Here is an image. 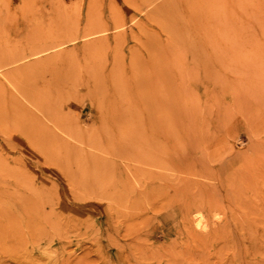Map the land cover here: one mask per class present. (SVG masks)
<instances>
[{
	"label": "rangeland",
	"instance_id": "374dc122",
	"mask_svg": "<svg viewBox=\"0 0 264 264\" xmlns=\"http://www.w3.org/2000/svg\"><path fill=\"white\" fill-rule=\"evenodd\" d=\"M89 1H91V0H0V66L7 63L8 61H11L13 58L17 57L20 53H27L29 51L37 50L39 47L38 46L39 40L41 39L40 37L39 38L37 37V36H40L38 34L45 35V36L50 35V33L52 34V32H54V30H57V29H60L61 27H65L67 25H70L69 23H72V22H74L72 24H74L75 26L77 25L76 27L78 29L74 26L77 30H75V31L72 30L71 32H73V33L65 32L66 34L67 33L71 34V37H69L70 35L67 34L68 38H72V37L76 36V33L78 31L81 34H82V32L84 33L86 31L87 25H88V20H87L88 18H85V17H87L86 13L88 12L87 10H89L88 8H90L91 5H93L91 7V9H92L91 11L93 12L92 16L94 19L99 18L100 15H102L101 17H103L104 20L108 21V26L104 30V33L100 32L99 34L94 35L97 38L94 36H90V35L87 36V39H85L86 37H80L79 39H77L73 42L67 43L66 46H64L66 48H64V47L58 48V49H63V50H59V51H58V49L51 50L52 52H54V54L51 51H49L48 53L40 55L39 57H30L28 59L30 62L25 61V64L27 63L26 65L36 67L39 65L41 66V62L44 61L45 55H46V57L48 56V58H49L50 55H51L50 57H52L53 55L59 54V52H62V51H64L66 53V56L63 59H60L64 63L60 60H57V61L56 60H54V61L49 60L50 63L47 61L46 63H44L43 68L41 66L42 71H41V73H39L38 76L44 75V77H46L48 79L45 81V83L43 82V84H45V86H46V89L51 88V86H52V88L55 87L57 89V90L55 88L50 89L51 90L50 92L55 94V99H56V95L58 96L57 98H59V97L61 98V100H60V98L57 100L60 101L59 104H62V106L58 105L57 100L55 101V102H57V103H55V106L57 107V105H58V109L56 108L57 110H59V107L61 106L60 107L61 112L60 111L59 112L62 115L64 114L66 116V117L65 116L62 117V115H58L57 119L61 118V120H62L61 125L59 126L60 128L58 126L55 127L56 126L55 124L50 123V122H54V121H51V119L49 120L48 117L44 118L46 120H44V119L43 120L47 124L50 123L48 126L52 125L51 128L54 131V133L57 134L58 136H61L62 138H64L68 142V143H66V145L69 144L68 146H70L71 148L68 150V147L65 145L62 146V143H53V144H50L51 146L50 145L47 146L48 143H45V148L47 147L48 151L46 149H45L46 151L44 149H41V147L43 145H34L35 149H36L35 150V149H33L34 146L28 147L27 145H30V144H27L24 141V137L28 136L27 131H25L24 133H22L23 136L25 134L24 137L21 136V134H19L20 132L18 134L13 132V135L15 134V143H14L15 146L13 145L14 146V148H13L14 150H13L12 149L13 146L11 147V146H8L5 144L4 140L2 139V134L0 133V151L2 152V153L0 152V156L2 155L3 158H5V160H6V161L5 160L3 161L4 163L2 162V166L0 165L1 168H3V169L0 168V172L4 171V169H6V168H4L5 166H3V164H5V162H7V164L9 165L7 170H10V168H12V170L14 171L13 172L12 170H10L9 172L8 171L2 172L1 173L2 175H0V264H236L238 262L237 260H239V262L237 264H239V263L242 264L241 263L242 261L244 264H255L256 262H257L256 264H261V262L264 261V249H263V252L260 254V256L259 255H257V256L247 255L246 256L244 250H246L247 248H249L251 246L250 242L245 241L243 243L245 245V247H244L242 242L236 240L235 237L240 236L241 232L243 231V229H241V228L238 229L236 227V224L238 223V221H240V219L245 217L246 219H248L250 221L249 224L252 227L251 230L256 231L257 236L259 235L258 238H260V239H258L259 241H257V243H256L257 247L260 244H262L264 247V241L262 242V240H264V234H263V232H264V228H263V226H264V185H262V184H264V177L259 176L260 174L258 173L259 171H262L261 168H263V170H264V167H262V166H264V164L261 161V160H264V148H263V146H264V45L262 46V48L260 46H256L255 49L253 48L254 46L253 47L251 46V48H249L250 45L244 44L243 42H241V40H239V42H238V36L235 33L234 34L231 33L230 34L231 38H230V35H229L230 32H227V30H226V32L224 31L223 35L221 37H219V39H218L217 35H213V37L211 36V38L214 39L216 41V43H219V44H217L216 48H215V46L212 47L213 46L212 44H211L212 46L211 45H207V46L205 45V47H206L205 48L201 44V40L199 41V39H197V38H200V35L197 33L198 31L200 32V30H198L196 28L197 30H195V31L197 34H195V36H197V37L195 38V36L193 35L195 33V31H193L192 27H191V29L188 28L189 30L185 29L187 31L184 30V33H183L184 35L182 37V39H184V38L186 39L183 41H184V44H186L185 45L186 49L189 48V51L185 49L184 44H182V43L181 44L177 43L178 46L177 45L174 46L177 50H179L178 48H181L179 50V55L183 53V55H180L181 61H178L179 60L178 55L177 56L175 55L178 53V52H176L177 50L172 49L173 47L171 45L168 46V44H170V42H171L169 40L170 39L169 34L167 35L166 32L160 30V27H158L156 25V23H154L155 21L153 20V22H152V18L147 15L149 12V9L151 10L153 8V6L155 4H157L158 2H160L161 0L155 1L149 7L146 4L141 5V3H140L141 0H133V2H135V3L139 2L138 4L140 5V7H137V8L133 7V6H136L137 4L135 5L134 3H131L132 1L129 2L130 0H127V3H126V0H117L116 2H115V0H109V2H108V0H100V1L98 0L99 3L97 0H93L92 2H89ZM229 1L228 0L225 1L226 6L228 5L227 6L228 8L225 6V2H224V7L221 4V6L218 7V8H220V11H218L219 9L218 10L216 9L217 11H215V13H212V14H214L213 16L216 18L217 17L216 14H220L219 18H221V19L228 18V20L233 21V23H235V20L237 19L236 16H238V18L241 20H240V23L238 21L239 19L236 20V24H242L244 22L247 25H250L251 26L250 28L252 30L254 29V31H252V30L246 31L248 37L245 35L246 34L245 33L244 35H242V36H244L243 40H244V38L246 39V38H249L253 35L254 37L261 38V40H263V42H264V38H263L264 34L260 31V28L257 25L258 23L255 22V18L253 19L254 14L258 13L257 10L262 9V8H260V7H262L261 6L262 3H260V5H258L259 0H248V2H243L242 4L240 3L241 0L240 1L235 0L232 2L231 1L229 2ZM236 1H237V3L239 2L240 6L242 5V7H243V4L245 5L243 8L241 7L242 9H240V11H239V9H237V10L235 9V8H239L238 7L239 4L237 5ZM253 2H254V4H253ZM260 2H262V0H260ZM107 3L109 5H112V4L116 5L115 10H117L118 13H120V16L122 19L121 21L123 23L125 22L122 27H124V25H125V28H123V29L125 30L124 32L126 34L123 33L122 27H116L115 28V24H113V22H112L113 12H112V10H110V7ZM132 4H134V5L132 6ZM235 4H236V6L234 7ZM107 5H108L109 9H108ZM256 5H258L259 7H256ZM263 5H264V3H263ZM86 6H87V8H86ZM117 6H119V7H117ZM229 6L234 7L233 9L231 8L232 10H229V12L233 11L232 14L234 16L231 14V12H230V14H228ZM254 7H256L257 9ZM222 8L226 9V10L222 11ZM250 8H252L251 9L252 13H251V10H249ZM245 9H248L246 11H250V12L243 13L245 11ZM85 10H86V13H85ZM100 10L103 12H101ZM138 10H142V12H140ZM242 10H243V12H242ZM254 10H256V11L254 12ZM108 11H110V12H108ZM217 12H221V13H217ZM223 12H224V14H226V12H227L226 15L228 17L223 16L224 15ZM94 13H95V15H94ZM109 13L111 14L112 17L110 16ZM121 13L123 15H121ZM130 13L134 16V18ZM234 13L236 14V16ZM238 13H240V17H239ZM241 14H242V17H241ZM106 15H108V18H106ZM143 15H145V16H143ZM229 15L230 16L232 15V18L234 20L232 18L230 20ZM248 15L250 17H246ZM95 16H97V17H95ZM122 17H124V18H122ZM136 17L140 20L136 21V19H137ZM234 17H236V18H234ZM244 17H245V19H243ZM251 17H252V19H250ZM133 20H135L136 22ZM143 20L145 22H143L141 24V22ZM251 21H252V23H251ZM137 22H140V24H138ZM253 23L255 26L253 25V28H252L251 24H253ZM78 24H80V25L78 26ZM146 24H148V25H146ZM142 25L143 26L145 25L147 28L145 26L142 27ZM129 26H130V28H128ZM118 28H120L121 30ZM141 28H143V30L144 29H147V30L142 31ZM117 29L120 30L121 32H119ZM130 29L133 30V32ZM138 29L141 31H139ZM134 31H135V33H134ZM146 31H147V33H142V32H146ZM189 31L191 34L189 33ZM244 31H245V29H244ZM251 31L253 32V34ZM257 31H259V32H257ZM48 32H49V34H48ZM57 32H59V31H57ZM116 32L118 33V36L120 33V37H118L116 35ZM130 32L133 35L130 34ZM137 32H138V34H137ZM256 32H257V34H256ZM45 33H47V34H45ZM249 33H250V36L248 35ZM101 34L102 35L104 34V35L102 36ZM105 34H107V35H105ZM185 34H187V35H185ZM254 34H256L257 36ZM134 35H135L134 39H136V40L140 37L138 39V40H140L139 43H138V40L136 41V40L131 38ZM146 35H149V36H146ZM232 35H234V36H232ZM61 36H62V33L58 37L60 38V40H63L62 38H65L66 35H63L64 37L63 36L61 37ZM67 36H66V38H67ZM114 36H116V37H114ZM102 37H103V39H102ZM148 37H150V38H148ZM154 37H155V39H154ZM157 37H159V38H157ZM94 38L97 41H95ZM99 38H101V40ZM117 38H120L122 41L120 42V39H117ZM122 38L125 40H123ZM161 38H162V40H161ZM153 39L155 40V42L158 43V45L156 44L158 46V48L154 44L155 42ZM157 39H159V40H157ZM188 39H189V41H188ZM195 39H197V40L195 41ZM220 39H221V41H220ZM236 39H237V41L234 42ZM83 40L84 41L87 40L88 43L84 42ZM98 40H100V41L98 42ZM115 40H117V41H115ZM164 40H167L166 43ZM223 40H224L225 44H224ZM145 41H147V42H145ZM245 41H247V39ZM118 42H120L121 44L123 42V44H122L123 48L121 45H119L120 43L118 44ZM140 42H141V45H140ZM142 42L146 44V45L144 44V47H143ZM150 42H152V44ZM233 42L236 43L235 44L236 46L234 45ZM85 43L87 45H84ZM148 43H150L149 47H148ZM160 43L164 44V48L167 47L165 50H164V48L162 49V50H164L163 52H162V50H160V47H161ZM99 44H100V46L98 47ZM113 44L115 46H113ZM117 44L119 46H121V48H119V46ZM153 44L156 46L155 49H154L155 46ZM191 44H192V46H191ZM199 44H201V46H199ZM226 44L229 46H226ZM110 45H112V47H115L116 50H115V48H112ZM230 45H233V46H231L232 48H230ZM68 46L71 48L69 49ZM97 47L100 48V50ZM193 47H194V49H193ZM233 47H234V49H236V51L238 50L237 48H239V50L241 49V47L243 48L244 52H242V49L240 51L238 50L239 53L242 52L241 54L238 53L241 57L238 56L236 51H233L234 50ZM235 47H237V48H235ZM245 47L247 50H244ZM72 48H74V50H72ZM86 48H88L87 49L88 53H87ZM92 48H94L95 51ZM214 48L217 51H219L220 53L215 52L216 50ZM220 48L222 50H219ZM259 48H261V49H259ZM112 49H114V50H112ZM118 49H119V51H117ZM120 49H123V50H120ZM184 49L186 50L187 53L183 52V51H185ZM201 49H205V50L202 52ZM206 49L208 50V52H206L207 51ZM209 49L210 50L212 49L210 51L211 53H209ZM136 50H137V52H135ZM174 50L176 53H174ZM199 50H200V52H199ZM224 50L226 51V52H224L226 58H225V56H223L225 59L224 58L219 59V65H220L219 66L217 64L218 60L216 59L217 61H215L214 57L215 56L217 57V56H219V54H222L223 53L222 51H224ZM77 51H78L79 59H78V57H76ZM81 51L82 52L85 51V53L88 54V57H87V54H85V53L83 54ZM98 51L99 52L101 51V53H99ZM193 51H195V52H193ZM93 52L94 53L96 52V53L94 54ZM111 52L112 53L114 52V53L111 54ZM146 52L149 54H147ZM157 52H159V53H157ZM161 52H162V54H161L162 56H160ZM117 53H119L120 55L119 54L117 55ZM135 53L137 55H135ZM139 53L142 54L141 59H143L144 62L142 60H140V54ZM171 53H172V55H171ZM199 53H201V54H199ZM203 53H206L205 54V60H204ZM212 53H213V55H212ZM97 54H100L99 55L100 58L95 56ZM102 54H103V56H102ZM194 54H196V55L194 56ZM247 54L252 57L251 60H253V61L250 60L251 57H249ZM71 55L72 56L74 55V58L72 57L73 60L70 58L72 62H70V59H69V56L71 57ZM123 55H124V58H123ZM174 55L176 56L175 58L173 57ZM228 55L229 56L233 55V57L231 56L229 58ZM246 55L249 58L246 60L247 61L249 60L250 62H247V63L244 62L243 63L242 60H245L244 58L247 57ZM101 56H102V58H101ZM146 56L147 57L149 56V58H147ZM190 56H191V59H190ZM208 56L209 57L212 56L209 58V60H208L209 62L206 59V57H208ZM220 56H219V58H221ZM234 56H235V58H234ZM243 56H245V57H243ZM169 57H171V58H169ZM48 58H46V59H48ZM67 58H68V62L66 63ZM76 58H77V60H76ZM122 58L124 59V61L122 60ZM155 58H157V59H155ZM200 58L201 59L203 58V59L201 60ZM64 59H66V60H64ZM97 59H98V63H101V64L98 66H95ZM120 59L123 62H121ZM137 59L140 61L136 62ZM167 59H170V60H168V63L166 61ZM172 59H173V62H175V63L172 62ZM174 59H176L177 61L176 60L174 61ZM195 59L198 61H196ZM230 59H232L231 60L232 63H231ZM151 60H154V61H151ZM194 60H195V63H194L195 65L193 66L192 64H193ZM200 60L203 62V64L201 63ZM221 60H223V62H226V63L222 64ZM226 60L230 64H228ZM236 60H238V61L236 62ZM58 61H60L61 63ZM99 61H101V62H99ZM116 61H118V62H116ZM211 61H213V63ZM220 61H221V63H220ZM86 62H88V63H86ZM133 62L136 64H133ZM169 62H171V63H169ZM188 62H189V64H188ZM103 63L108 67L107 68L108 70H106L107 72H103L104 77H101L102 74L98 70H100L103 67V65H104ZM197 63H200L201 66H197L198 68H195L196 65H200ZM208 63H210V64H208ZM22 64L25 65L24 63H22ZM54 64H55V67H54ZM85 64H86L87 68L84 67ZM87 64H89V68H88ZM123 64H124V66H123ZM159 64H160V66H159ZM214 64L216 67L212 66ZM226 64H228V65H226ZM52 65H53V67H52ZM112 65H113L112 74L115 75L116 68H117V71L120 70L122 72L123 71H126V72H123V73L119 72V74H118V72L116 71L117 76H113L112 77L113 82L112 81L110 82V79L108 80V74L107 73H109L110 67ZM119 65H120L122 70L118 68ZM146 65H148V66H146ZM179 65H181V67ZM203 65L205 66V68L203 69L204 71L201 68ZM222 65L224 67H221ZM115 66H117V67H115ZM188 66L190 67V69ZM210 66L213 67V69H212L213 71L215 69H217L215 71L220 72V75L218 73L220 80L217 79L218 78V75L216 76L217 73L213 74V72L211 71L212 67L210 68ZM12 67H13V65H10V67L9 66L3 67L1 69V71H3L4 69H5L4 71H6L7 69L12 68ZM82 67L84 70H82ZM95 67L96 68L98 67L100 69H98V68L95 69ZM114 67H115V71H114ZM141 67H143V68H141ZM191 67H192V69H191ZM218 67L220 68V70ZM23 68H24V66H23ZM69 68H71L73 70L70 71L71 69L69 70ZM172 68H174V69H172ZM179 68L181 69L182 72L180 71ZM80 69L82 71H84V72L79 74L80 77L83 74V80L85 81V82H83L84 84L79 83L78 75L75 74L76 71H78V73L81 72ZM128 69L130 70V72L128 71ZM152 69L154 71H151ZM196 69L198 71L200 70L199 71L200 73ZM74 70H76V71H74ZM88 70H90V71H88ZM111 70H112V67H111ZM134 70L136 72H133ZM178 70H179V72H178ZM170 71H172V72H170ZM223 71H224V74L226 76L225 75L222 76ZM61 72H63V73L61 74ZM89 72L93 76H91V74ZM152 72L155 75H153ZM157 72H158V75L156 74ZM177 72L180 74L179 76L182 75L181 76L182 79L180 77H178ZM196 72H198V74ZM53 73H54V75H53ZM56 73H57V75L61 74L59 76V78H60L59 83L57 82V80L55 81V79H53V77L54 78L57 77V75H55ZM85 73L87 75H85ZM170 73H171V76H170ZM184 73H186V75L189 73L190 74L187 77H184L185 76ZM203 73H205V74L208 73V74H206V76H204ZM210 73H212L213 75L212 74L210 75ZM64 74L66 77L64 76ZM121 74H122V76L125 75V77L123 78L121 76ZM135 74H136V76H135ZM142 74H143V76H142ZM148 74H149V76H148ZM163 74H165L166 77L168 79H170L173 82V84L177 87V88L176 87H174V88L176 89V91L178 89V91H177L178 93H180L181 95L184 93L185 95L184 96L182 95L184 98H185V96H187L185 98L186 101H185V99H182L183 97L180 94H178L177 92H176L177 93L176 96L179 99L176 98V101H175V98L173 96L170 98L163 97L162 99H158V98L156 99L157 96H155V95H159V94H157L158 92L157 91L156 92H150V90L151 91H154V90L152 89L153 87L151 88V85L149 84L150 83L149 79L150 80L151 79L152 80L157 79L156 81L158 82V80L160 79V77H162ZM73 75H75L76 77ZM118 75H119V78H122V79H119ZM133 75H134V77H133ZM144 75L146 77H144ZM194 75H195V78H193ZM63 76H64V78H63ZM86 76H87V78H86ZM127 76H129L130 79ZM196 76H198V77L196 78ZM92 77L94 79L89 80ZM135 77H137V78H135ZM149 77H151V78H149ZM221 77H222L223 81L221 80ZM0 78L3 79V77H0ZM73 78L74 79L76 78V80H77V81L75 80V83L72 80ZM173 78H176V80L174 79V81H173ZM189 78H191V79H189ZM203 78H205V79H203ZM206 78H208V80ZM97 79H99V80H97ZM195 79H198V80H195ZM3 80H5V79H3ZM21 80H23V81H21ZM86 80H88V81H86ZM184 80H186V82ZM187 80H188V82H187ZM6 81L7 82L4 81V83L5 84L7 83L6 85H8V86L10 85L9 87H10V89H13V91L16 90L17 86H20L18 84L17 85L14 84L13 82L10 83L8 80H6ZM20 81H21L20 84L24 85L26 83V78L20 79ZM89 81H90V83H89ZM95 81H97V82H95ZM104 81H105V83H104ZM131 81H133V82H131ZM217 81L220 83V85L218 83H215ZM23 82H25V83H23ZM63 82H66V83H63ZM86 82H87V84H86ZM60 83H63V84L61 85ZM116 83L118 86H116ZM135 83H137V84H135ZM151 83H154V85H155L154 89L157 88V84H155V82H151ZM13 84H14V86H13ZM57 84H60V85H57ZM72 84H74V86ZM77 84H80V85H77ZM126 84H128V85H126ZM213 84L214 85L218 84V85L214 86ZM75 85H77V86H75ZM87 85H89V86H87ZM187 85H189V86H187ZM81 86H83V88H81ZM102 86H104V87H102ZM109 86L111 87V89ZM182 86H183V89H182V91H180L181 90L180 88ZM67 87H68V90L66 89ZM127 87H128V90L130 87V88H132L131 90H133V91L129 90V91L125 92ZM186 87H188L190 89V91L195 90L196 92L191 91V92H193V93H191L189 90L186 89ZM219 87H221L222 89ZM89 88H91V89H89ZM106 88H108V90L109 89L110 90L108 91ZM114 88L115 89L117 88V90L119 92L117 95H116L117 90L114 91L115 90ZM203 88L204 89L206 88V90L203 91ZM102 89H103V91H102ZM104 90H107L108 93L106 91H105L106 92L105 93ZM112 90H113V93H112ZM120 90H122V93ZM185 90H187L188 92L185 93ZM215 90H217V91L219 90L218 93H221L220 95L218 94L219 96L217 95L218 96L217 98L213 97L214 95L217 94V91H215ZM91 91H93V92H91ZM214 91H215V94H214ZM15 92L18 93V91H15ZM57 92H58V94H57ZM96 92H98V93H96ZM102 92H104V93H102ZM138 92L140 94H138ZM120 93H121V95L123 94L122 103H121V97L122 96L120 95V97H119L120 99L118 98ZM128 93H133V95L131 94V96H129ZM196 93H197V95H196ZM113 94H115V95H113ZM125 94H126V96H125ZM175 94H174V96H175ZM209 94H211V95H209ZM151 95H152V97H151ZM190 95H191V97L192 96L193 97L192 98L190 97L191 99L189 100ZM61 96H63V97H61ZM103 96H105V97L102 98ZM159 96L161 97V95H159ZM91 97H93V98H91ZM108 97H112V99L108 98ZM130 97H132V98H130ZM107 98L109 100L111 99V101L114 99L112 101L113 103L107 101ZM126 98H128V99L126 100ZM135 98H137V99L135 100ZM138 98H139V100H138ZM150 99H152L153 102L159 103V105H161V108L159 110H157L158 108L155 109V104L150 102ZM156 100H158V101H156ZM177 100H179V101L181 100V102H180L181 107L178 106L180 103ZM23 101H24V104H26L27 101L26 100H23ZM23 101H22V103H23ZM136 101H138V103H135ZM164 101L166 104L164 103ZM96 102H99V103L96 105ZM115 102L117 103V106H116ZM127 102H129V103H127ZM176 102H178V103L176 104ZM27 103L31 107H33V105H31L29 102H27ZM187 103L190 104L189 105V108L191 106L190 109L188 108ZM191 103L193 104V106L191 105ZM199 103L202 107L199 105ZM112 104H114V106ZM167 104H169V105H167ZM183 104H185V105H183ZM103 105H105L106 107L105 106L103 107ZM118 105H120V107L121 106H123V107L129 106L130 108H131V106H133L132 109H135V110H132L129 107L125 109V107H124L125 114H126V112H128L129 109L131 111L137 112V113H133L134 115H130V116L127 115L128 116V118H127L125 116V114H123V113L120 114V112L118 111V112H113V114H114V117H113L112 116L113 114H111L112 112L109 111V109L110 110H120V107ZM142 105H143L144 109L140 108V107H142ZM99 106H102L103 108H101ZM152 106H153V109H152ZM185 106L188 108L187 112L186 111L183 112L184 110H187V108L185 109ZM117 107H119V108H117ZM123 107H121V108H123ZM137 107H139V108H137ZM163 107H165L163 110L166 109L165 111H167V112H165V114L163 113L164 111L162 110ZM166 107H168L169 109H167ZM175 107H177V108H175ZM195 107L196 108L198 107L197 111H195L196 110ZM33 108H35V107H33ZM61 108L64 110V112L68 109L70 111L69 112L66 111L64 113L63 110H61ZM136 108L139 111L138 110L136 111ZM211 108H212V110H211ZM35 109H37V108H35ZM35 109H33V110H35ZM102 109H103V112H105V113L102 112ZM104 109L106 111H109V112L107 113L106 111H104ZM140 109H143V110H140ZM154 109H155V111H153ZM97 110H99L101 113ZM171 110L175 111L176 113L170 112L171 113L170 114L169 111H171ZM199 110H201L205 114H203ZM72 111H74L73 112L74 115H71V114H73V113H71ZM151 111L153 113H151ZM179 111H182V112H179ZM35 112H37V110H35ZM154 112H155V114H154ZM37 113H39V111ZM99 113H100V115H99ZM139 113H143L142 114L143 116ZM161 113H162V116L168 114L166 116H168L169 118L168 117L165 118V116H164V119H166L167 121L162 118ZM187 113H188V115H186ZM145 114H146V117H145ZM177 114H178V116H177ZM179 114H180V117H179ZM184 114L186 115L185 117H184ZM193 114H195V116H196L195 118H194ZM202 114H203V117H202ZM170 115H171V117H170ZM181 115H182V117H181ZM75 116L78 117V118H76L77 122H73V125H72L71 121H73V118H75ZM98 116H100V117H98ZM102 116H103V118H101ZM104 116H106V118ZM187 116H188V120H187ZM210 116L212 118H210ZM130 117H131V120H130ZM183 117L186 118V120L188 121V124L186 123L187 121ZM66 118H68V119L66 120ZM109 118H111L112 121ZM160 118H161V120H159ZM172 118L174 119L173 123H172ZM202 118H203V121L201 120ZM97 119H99V120H97ZM106 119H107V121H111L113 123L107 122ZM155 119H157V122H155L156 121ZM170 119H171V121H169ZM65 120L68 121L70 124L67 125L68 122H66ZM121 120L123 123L121 122ZM139 120L141 121V123L143 125L140 123L138 124V122H140ZM177 120H179V121H177ZM204 120H206L207 122ZM59 121L60 120H56V122L58 124H59ZM130 121H132L131 124H129ZM144 121L146 123H144ZM182 121L185 122L187 125L185 123H183ZM133 123H134V125H136L135 127L133 126ZM152 123L154 126L152 125ZM157 123L160 125V127L162 126L163 128L162 127L160 128ZM182 123H183V125L187 126V127L185 126L187 132L184 130V126L181 125ZM91 124H92V126H91ZM93 124L95 125V127ZM81 125H82V127H80ZM137 125L139 127H141V129ZM71 126L72 127L74 126L75 127L74 129H76V130H73L71 128ZM78 126L80 127L79 131H78ZM90 126L93 127V132L89 131V129L91 128ZM111 127H113L115 130ZM120 127H121V129H120ZM157 127H159L160 129L157 130L158 129ZM179 127H181L184 130V133L182 132L183 130L180 129ZM201 127H202V129H201ZM53 128H55V129H53ZM110 128H111V130H110ZM62 130H64V131H62ZM69 130L71 131V134H72V130H73V133H75L76 136H79L80 134L78 132H81L82 130L83 131L86 130L87 132L84 131V133L81 134L78 138L75 136L77 138L76 139L77 141H76L75 139H73V134L71 135ZM148 130L149 131L151 130L150 133ZM166 130H168V131H166ZM194 130H196V133H194L195 132ZM75 131L76 132L78 131L77 132L78 134ZM172 131H173V133H172ZM192 131H193V133H192ZM85 132H86V134L88 133V136H87L88 139L83 137V135L86 137ZM154 132H156L158 134H156V133L153 134ZM159 132L161 133V135ZM185 132L187 133V136H186ZM197 132H198V134H197ZM37 133L38 132H36L35 135H37ZM91 133H92V135H94V138L91 137L92 135L89 136V134H91ZM177 133H179V134H177ZM38 134L39 135H37V138H41L40 137L41 134L40 133H38ZM63 134H65V135H63ZM164 134L168 135L170 138H168L166 135L164 136ZM194 134H197L200 136H196V135L194 136ZM202 134L203 135L205 134L206 137H205V135L203 136ZM179 135H181V136H179ZM183 135H185V137ZM69 136H71V137H69ZM81 136L84 138V140L81 139L82 138ZM98 136H100V137L98 138ZM201 136H203V138H205V139H203ZM67 137H68V139H67ZM105 137L107 139H105ZM164 137H167V138L165 139ZM197 137L198 138L200 137L204 141H202L200 138H199L200 139V141H199V139H197ZM20 138H21V140H20ZM89 138H93V139H89ZM96 138H97V140H94ZM178 138H180L181 140L183 138V140H182L183 142H181V140L179 139V143L181 145L178 144V146L183 145L182 149L176 145L178 143L177 142ZM69 139L71 142L69 141ZM150 139H152V140H150ZM154 139L155 140L158 139V141H155ZM163 139H165V140H163ZM196 139H197V141H196ZM207 139L210 142H208ZM254 140H255V142H254ZM104 141H106V142H104ZM166 141H167V143H166ZM192 141H193V144H191ZM201 141L205 142L204 147H202L203 146L202 144H204V143H202ZM206 141H207V143H206ZM257 141H258V143H257ZM76 142H77L78 149H77V146H74V145H76ZM156 142H158V144L161 148H159V146H158V144H156ZM173 142L176 144H173ZM1 143H2V145H1ZM21 143H22V146H21ZM16 144L20 145V146L18 147ZM55 144H56V147H55ZM63 144H65V143H63ZM72 144H74V145H72ZM168 144L170 146H168ZM189 144H191V145H189ZM194 144H197V146L196 145L194 146ZM165 145H167L168 148L170 147L171 149L170 148L168 149ZM157 146L159 149H161V151L157 148ZM162 146H164V147H162ZM192 146H193V148H192ZM200 146L202 149L200 148ZM255 146H257L259 149L257 147L255 148ZM51 147H55V148H53V150H52ZM63 147L65 149L67 147V149L64 150ZM149 147L154 149L157 154L159 153L158 155H161V156L163 155L164 157H167L168 155L173 154L176 157L177 156L180 158H186L187 157V159H192L191 164L186 166V168L182 171L183 173L181 171L176 172L175 170H171L169 166H168L169 168L166 167V170H165V167H164L165 164L163 162L162 163L164 165L162 164L161 165L162 167L159 166L160 162L163 160L161 158V156H159L160 158L158 157V159H160V160L162 159V160L159 162V164H157L158 159L156 161H153L152 163L155 162L157 164L156 165L157 167L155 166V163H154V166H152L153 164L150 163L151 161L147 160V159L154 158L155 155H153V154H155V152L152 151V149H150ZM153 147H155V148H153ZM172 147L178 148L181 151H179V153H177L178 149H174ZM29 148H30V150H29ZM191 148L193 150L194 149H196V150L193 151ZM216 148L219 149L220 151L216 150ZM254 148L258 153L256 151H254ZM4 149H5V151H4ZM50 149L52 150L53 154L55 153L54 156L50 152L51 151ZM72 149H75L73 151L74 153H72ZM189 149L192 151V153ZM209 149H211V151ZM212 149H214V150H212ZM260 149L261 150L263 149V150L260 151ZM141 150H144V151L142 152ZM39 151H45L46 153L48 152L47 158H49V157L50 158L48 160H46L45 158H43L41 156V153ZM138 151H141V152H138ZM162 151H165V152L162 153ZM17 152H19V153H17ZM62 152L64 154H62ZM167 152H168V154H167ZM183 152H184V154H183ZM211 152H214V153L211 154ZM254 152H256V153L254 154ZM66 153H69L70 156L68 155L69 156L68 157ZM142 153H144L145 155ZM150 153H153V154H150ZM188 153L191 156V158L189 157ZM32 154H33V156H32ZM140 154H142V156ZM195 154L197 155L196 157H195ZM215 154H216V157L214 156ZM56 155H57V157H56ZM150 155H152V157H150ZM202 155H204V156H202ZM208 155L210 157H208ZM15 156L18 159L15 158ZM135 156H137L139 158H136ZM143 156H145V161H148V162H146V163L144 162ZM146 157H147V159H146ZM156 157H157V155H156ZM156 157H155V159H156ZM221 157H222V159H220ZM254 157H255V160H257V161L259 160L260 162L256 161L257 163H255L254 162L255 160L252 161ZM57 158H60V159H57ZM141 158L143 161L140 160ZM201 158H204V159H201ZM205 158L207 159V161H205L206 160ZM218 158L220 159V162L216 161V160H219ZM22 159H23V161H22ZM44 159L46 162H42V161H44ZM155 159H152V160H155ZM15 160H17V161H15ZM109 160L113 161L114 163L113 162L112 163L115 164L116 166L112 165L111 162H110L111 165L108 164ZM223 160L224 161L226 160V161L224 162ZM197 161L199 163H200V161H201V163L203 161V163L206 164L208 167L210 166L209 171H211V170L214 171V172L211 171V173L213 175L209 172L211 177L213 178V180L215 182L214 185H213V183H209V182L213 181L212 178L211 179H210V177L208 178L209 174H207V173H203L202 175H199L200 173L198 174V169H200V167H202V166L197 164L198 163ZM222 161L224 163L220 165V163H222ZM251 161H252V163H251ZM142 162L144 163V165ZM205 162H207V163H205ZM247 163H248V167L246 165ZM254 163H255V167H256V164L259 166L260 165H262V166L259 168L257 166L255 168L253 165ZM21 164H23V165L25 164L26 166L24 165L25 166L24 167ZM108 165L115 166V167L110 168V166H109V168H108ZM217 165H219V167ZM10 166H12V167H10ZM197 166H199V168ZM220 166H221V168H220ZM251 166L253 167V169ZM13 167H14V169H13ZM17 167L22 169L21 172H19L20 169ZM136 167L138 169L142 168L143 172L140 171L141 169L136 170L137 169ZM224 167H226V168H224ZM243 167L245 168V172L242 170V169H244ZM25 168H28V169H25ZM107 168L108 169H114L115 168L114 169L115 173L112 172V170L111 171L109 170L110 172L107 171L108 170ZM143 168H145V169H143ZM217 168H220L222 172L220 171V173H219V169H217ZM239 168L240 169L242 168L241 170L243 171L244 174H240L241 171L239 172ZM249 168H250V170H249ZM15 169H18L19 171L15 170ZM190 169H191L192 174H191V172L189 173ZM214 169H216L217 171ZM134 170H136V171H134ZM152 170H154V171H152ZM170 170H171V172H170ZM194 170L197 171L196 174H195ZM232 170H234V171H232ZM251 170H252V173H251ZM11 171L14 174L17 172L19 174L17 173V175L16 174L14 175L13 173H11ZM15 171H17V172H15ZM24 171H26V172H24ZM165 171L167 174L164 173ZM229 171H231L229 174L235 173V175L231 174L232 177H235V179L232 178L230 175L227 176V173ZM249 171H250V173H248ZM4 173H6V174L8 173L9 175L8 174L4 175ZM10 173H11V175H10ZM222 173H223V175H222ZM257 173L259 174L258 176H257ZM169 174H171L172 176H169ZM186 174H187V176H186ZM215 174H217L219 177L217 178V176H214ZM248 174L249 175L251 174V175L249 176ZM221 175H222L221 179H223V180L220 179ZM142 176L143 177L145 176L148 178L150 177V179H151L150 182H153L155 180L157 182L155 181L153 183H150L149 181H147L148 178L145 179V177L143 178ZM152 176H154L155 179ZM223 176H225V178ZM226 176H227V178H226ZM184 177L187 180L189 179V181H194V180L200 181V183H202V185H204L206 183L205 185H206V188L208 190V194H204L205 197L202 200V204L200 202H196L194 204H191L192 198L188 197V195L185 192H182V190L179 192H176L173 187H170L169 184H171V183H169V181H171L172 184H175L176 180L178 182L181 178L185 179ZM239 177L242 179H240ZM259 177H262L263 180L261 179L262 180L261 181ZM125 178H126V180L128 179L127 181H129L130 183H128L125 180ZM158 178H160L161 180L162 179H164V180H162L160 182V179H158ZM192 178H194V179H192ZM204 178H206V180ZM249 178H251V179H249ZM254 178H257V179L255 181H253ZM258 178L260 181L258 180ZM144 179L146 182H144ZM207 179H210V180L208 181ZM224 179H226V180H224ZM158 180H159V182H158ZM230 180H231V182H229ZM235 180L236 181L238 180V182L235 183ZM216 181H218V182H216ZM256 181L257 182L259 181V182L257 183ZM219 182H221V183H219ZM251 182H252V184H251ZM165 183H166V185H164ZM216 184L219 186H216L218 188L214 187L216 189L215 190L212 186H215ZM222 184H223V186H221ZM254 184H256V185L254 186ZM210 185H212L211 186L212 189L210 188ZM151 186H153V189H154L153 191L151 190V188H152ZM157 186H159V187H157ZM161 186H162V188H161ZM165 187L167 188L166 190H165ZM155 188L158 192L155 190ZM233 188L235 190V193H234L235 198L233 197ZM161 189H164V190H162L163 193H162ZM141 190L142 191L146 190V191L144 193ZM140 191H141V194H140ZM227 191L230 193V195H229L230 198H227V196H226ZM218 193H219V195H218ZM231 194H232V196H231ZM238 195H240V197H238ZM137 196H139V197L137 198ZM213 197H215V199L218 197L216 199L217 202L219 200L218 203L216 202L217 205L215 203V199L213 200ZM188 200L190 201V203ZM136 201H137V203H136ZM230 201H231V203H230ZM246 202H248V203H246ZM206 203L211 204V205H208V208H207V206H204ZM220 203L222 205H221V208L219 209ZM194 205H195V208H194ZM218 205H219V207H218ZM197 208H198V210L196 211ZM210 208L211 209L214 208V209L210 210ZM209 210H210V213L208 212ZM223 210H225V211H223ZM196 212L197 213L200 212V213L197 215ZM180 213L182 215H180ZM231 213H233V214H231ZM201 214H203L202 217H203V219H205V221H203V223L201 224L203 227L200 225L198 226V224H197V222L199 220L198 218L201 216ZM240 214H241V216H240ZM12 215L14 216V218ZM254 216H256L257 218ZM8 217H9V219H8ZM192 217H193V219H191ZM11 218L14 220H12ZM194 218H196V219H194ZM238 218H240V219H238ZM10 219H11V221H10ZM124 219H126V220H124ZM123 220L125 221V223L126 222L128 223V225H129L128 227L125 226V223ZM206 220H207V222H206ZM7 221H10V222L8 223ZM191 221H193V222H191ZM4 223H6V224L3 225ZM123 225L126 227V230L123 228L124 227ZM130 225H132V226L130 227ZM214 225L216 228L218 227V225L219 226L222 225L223 227H219V228H223V229L225 228V226H227V229L230 231H228L227 229H225V231H227V233L231 232V234H229L230 239L228 237L225 238L224 237L225 234L216 233V231H215L216 228L214 227ZM193 226H195V228H193ZM185 227H187L188 229ZM209 227H210V229H209ZM128 228H129V230H127ZM206 228H208L207 229L208 231H206ZM193 229L199 233L202 232L201 234H203L204 236L212 234V235H210L211 238L207 237V239L210 238L209 240H211V241L208 242V240L205 238L206 239V242H205V240H203L204 239L203 236H202L203 237L202 240L196 238L192 233H190V232H195ZM204 229H205L206 233H205ZM261 229H263V231ZM131 231H132V233H129ZM213 231L215 233H213ZM121 232H123V234ZM208 232L210 234H208ZM113 233H115V236ZM124 234H125V236H123ZM215 234H217L216 237L213 236ZM118 235H120V236L118 237ZM220 236H222V237L220 238ZM112 237H115V238H112ZM212 238H213V240H212ZM131 239H134V240H132V242H131L130 241ZM233 240H236V241H233ZM119 242H120V245L118 246ZM233 242H234V245L232 244ZM236 244H237V246H236ZM123 246H125V248ZM238 246L240 247L239 249H238ZM232 248H234L233 250H235L236 253L235 252L232 253V251H233ZM127 251H128V253L129 252L130 253L128 254ZM236 254H237L238 258L235 259ZM242 254L244 255V257ZM239 257H240V259H239ZM260 257L263 259H260ZM253 259H255V260H253ZM240 260H242V261L240 262ZM262 264H264V263H262Z\"/></svg>",
	"mask_w": 264,
	"mask_h": 264
},
{
	"label": "bare ground",
	"instance_id": "6f19581e",
	"mask_svg": "<svg viewBox=\"0 0 264 264\" xmlns=\"http://www.w3.org/2000/svg\"><path fill=\"white\" fill-rule=\"evenodd\" d=\"M93 0H91V1H89V2H92ZM98 1V0H97ZM96 1V2H97ZM100 1V0H99ZM99 1H98V3H99ZM117 0H115V2H116ZM132 1V2H131ZM155 1H157V0H141V5L142 4H146L148 7L149 6H151ZM225 1H227V0H161L160 2H158L157 4H155L154 6H153V8L150 10L149 9V12H148V16H150L151 18H152V22H153V20L155 21L154 23H156V25L158 26V27H160V30H162V31H164V32H166L167 33V35L169 34V36H170V44H168V46H172L173 48L172 49H175V50H177L174 46L175 45H177V43L178 44H184V41L183 40H186L185 38L184 39H182V37H183V33H184V30L185 29H188V28H190L191 29V27H192V30L193 31H195V30H200V32L198 31L197 33L200 35V38H197V39H199V41L201 40V44L205 47V45L207 46V45H211L212 47H214L215 46V48H216V46H217V44H219V43H216V41L214 40V39H212L211 38V36L213 37V35H217L218 36V39H219V37H221L222 35H223V33H224V31L226 32V30H227V32H230L229 33V35L231 34V33H235L237 36H238V42H239V40H241V42H243L244 44H248V45H250L249 46V48H251V46L255 49L256 48V46H260L261 48H262V46L264 45V42H263V40H261V38H259V37H254L252 34H253V32L252 31H254V29L252 30L250 27V25H247L246 23H242V24H236V20H238L239 18H238V16H236V14H235V16L237 17V19L235 20V23H233V21H229L228 20V18H223V19H221V18H219L220 16V14H216L217 15V17L215 18L213 15L214 14H212V13H215V11H217L218 9V11H220V8H218V7H220L221 6V4L223 5V7H224V2ZM229 1V0H228ZM231 2L232 1H235V0H230ZM229 1V2H230ZM238 1H240V0H238ZM264 0H262V2H260V0H259V4L258 5H260V3H262L261 4V6L262 7H260V8H262V9H259V10H257V12L258 13H255L254 14V17H253V19L255 18V22L256 23H258L257 25H258V27L260 28V31L264 34V5H263V2ZM88 2V1H87ZM108 2H109V0H108ZM114 2V3H115ZM129 2H131V3H134L136 6H133L134 4H132V6L135 8H137V7H140V5L138 4V3H135V2H133V0H130ZM243 2H248V0H241V4L243 3ZM255 2V1H254ZM254 2H253V4H254ZM95 3V2H94ZM118 3V2H117ZM126 3H127V0H126ZM236 3H237V1H236ZM96 4V3H95ZM102 4V3H101ZM108 4V3H107ZM116 4V3H115ZM115 4H112V5H109V7H110V10H112V12H113V14H112V16H111V14H110V16L112 17V22H113V24H115V28L116 27H122L123 26V24L125 23H123L121 20V16H120V13H118V11L117 10H115L116 9V5ZM239 4V2L237 3V5ZM108 5H107V7H108ZM119 5V4H118ZM130 5V4H129ZM232 5V4H231ZM230 5V6H231ZM252 5V4H251ZM258 5H256V7H259ZM93 5H91V7H92ZM100 6V5H99ZM131 6V5H130ZM225 6H226V2H225ZM228 6V5H227ZM226 6V7H227ZM229 6V9H228V14H230V12H231V14H232V12L233 11H230L229 12V10H232L235 6H236V4L234 5V7H230ZM245 5L243 4V7H244ZM89 7V6H88ZM91 7L90 8H88L89 10H87L88 12L86 13V10H85V13H86V15H87V17H85V18H88L87 20H88V25H87V29H86V31L83 33L82 32V34L78 31H76L77 33H76V36H74V37H72V38H68V36H67V34L65 33V32H71L72 30H77L78 28L74 25V24H72V23H74V22H72V23H69L70 25H67V26H65V27H61L60 29H57V30H54V32H52V34L50 33V35H41V34H38V35H40V36H37L38 38L40 37L41 39L39 40V43H38V49L37 50H34V51H29V52H27V53H20L17 57H15V58H13L11 61H8L7 63H5V64H3V65H1L0 66V77H3V79H5V80H3L2 78H0V133L2 134V139L4 140V142H5V144L6 145H8V146H13L14 145V143H15V134L13 135V132H15V133H19V134H21V136H23V134L22 133H24L25 131H27V137H24L25 136V134H24V141L27 143V144H30V145H27L28 147H30V146H34V145H43L42 147H41V149H46L47 150V147L45 148V143H48L47 144V146H49L50 144H53V143H62V146L63 145H65V146H67L68 147V150L71 148L70 146H68V145H66V143H68L64 138H62L61 136H58L57 134H55L54 133V131L52 130V125H50V126H48L50 123H53V124H55L54 126L55 127H59L60 125H61V118H59V119H57V117H58V115H62L60 112V107L62 106V104H59L60 103V101H58L57 99H59V98H57L58 96L56 95V99H55V94L54 93H51L50 91V89H53V88H55V87H53L52 88V86H51V88H49V89H46V86H45V84H43V82L45 83V81L46 80H48L46 77H44V75L43 76H38L39 75V73H41V71H42V68L44 67V63H46L47 61L49 62V60H52V61H54V60H60V59H63L65 56H66V53L64 52V51H62V52H59V54H55V55H53L52 57H50L49 56V58H48V56L46 57V55H45V59L46 58H48V59H44V61H42L41 62V66H42V68H41V66L39 65V66H28V65H26L25 64V61L27 62V61H29L28 59L30 58V57H39L40 55H43V54H46V53H48L49 51H51V50H56V49H58V48H62V47H64V46H66V44L67 43H69V42H73V41H75V40H77V39H79L80 37H86L85 39H87V36H94L95 34L97 35V34H99L100 32H103L104 33V30L107 28V26H108V21H106V20H104V18L103 17H101L102 15H100V17L99 18H96V19H94L93 18V16H92V9H91ZM98 7V6H97ZM109 7H108V9H109ZM112 7V8H111ZM117 7H119V6H117ZM239 8H235L236 10L237 9H239V11H240V9H242L243 7H242V5L240 6V4H239V6H238ZM242 7V8H241ZM256 7H254V8H256ZM86 8H87V6H86ZM228 8V7H227ZM232 8V9H231ZM118 9V8H117ZM139 9V8H138ZM217 9V10H216ZM252 8H250L249 10H251ZM257 9V8H256ZM66 10V9H65ZM226 9H223L222 8V11H225ZM246 10H248V9H245V11ZM101 11V10H100ZM138 11H140V12H142V10H138ZM214 11V12H213ZM238 11V12H239ZM243 12V10H242V12L243 13H248V12H250V11H246V12ZM256 10H254V12H255ZM101 12H103V11H101ZM108 12H110V11H108ZM97 13V12H96ZM133 13V12H132ZM217 13H221V12H217ZM241 13V12H240ZM240 13H238L239 14V17H240ZM242 13V14H243ZM251 13H252V10H251ZM103 14V13H102ZM131 14V13H130ZM136 14V13H135ZM223 14H224V12H223ZM226 14H227V12H226ZM226 14H224L223 16H227ZM242 14H241V17H242ZM94 15H95V13H94ZM97 15V14H96ZM121 15H123L122 13H121ZM132 15V14H131ZM215 15V16H216ZM222 15V14H221ZM233 15V14H232ZM232 15L230 16V20H231V18H232ZM245 15V14H244ZM247 15V14H246ZM253 15V14H252ZM133 16V15H132ZM143 16H145V15H143ZM234 16V15H233ZM95 17H97V16H95ZM228 17V16H227ZM236 17H234V18H236ZM246 17H250L249 15L248 16H246ZM106 18H108V15H106ZM122 18H124V17H122ZM132 18V17H131ZM133 18H134V16H133ZM137 18V17H136ZM146 18V17H145ZM130 19V18H129ZM138 19V18H137ZM136 19V21H139L140 19H138L137 20ZM233 19V18H232ZM243 19H245V17L243 18ZM250 19H252V17L250 18ZM86 20V21H87ZM124 20V19H123ZM234 20V19H233ZM240 20L241 19H239L238 21H239V23H240ZM131 21V20H130ZM133 21H135V20H133ZM135 21V22H136ZM150 21V20H149ZM237 21V22H238ZM254 21V20H253ZM85 22V21H84ZM141 22V21H140ZM140 22H137L138 24H140ZM143 22H145L144 20L141 22V24L143 23ZM151 22V21H150ZM242 22V21H241ZM248 22V21H247ZM134 23V22H133ZM251 23H252V21H251ZM137 24V25H138ZM80 24H78V26H79ZM136 25V24H135ZM146 25H148V24H146ZM252 25V28H253V25H254V23L253 24H251ZM77 28H75V27ZM84 26V25H83ZM145 26V25H144ZM143 25H142V27H144ZM255 26V25H254ZM140 27V26H139ZM146 27V26H145ZM83 28V27H82ZM123 28H125V25H124V27H122V29ZM128 28H130V26L128 27ZM147 28V27H146ZM149 28V27H148ZM195 28V29H194ZM197 28V29H196ZM84 29V28H83ZM118 29H120V28H118ZM117 29V30H118ZM140 29V28H139ZM138 29V30H139ZM156 29V28H155ZM244 29H245V31H244ZM256 29V28H255ZM121 30V29H120ZM120 30H118L119 32H121ZM131 30V29H130ZM129 30V31H130ZM141 30L142 31H144V30H147V29H144L143 30V28H141ZM141 30H139V31H141ZM150 30V29H149ZM152 30V29H151ZM158 30V29H157ZM189 30V29H188ZM248 30H252L251 32H252V36L251 37H249V38H246L247 39V41H245L246 39L244 38V40H243V37L244 36H242V35H244L245 33H246V31H248ZM57 31H59V32H57ZM125 30L123 29V33H125L124 32ZM132 32H133V30H131ZM185 31H187V30H185ZM62 33V36L63 35H66L67 36V38H66V36H65V38H62L63 40H60V38L58 37L61 33ZM106 32V31H105ZM150 32V31H149ZM192 32V31H191ZM257 32H259V31H257ZM257 32H256V34H257ZM60 33V34H59ZM71 33H73V32H71ZM134 33H135V31H134ZM142 33H147V31L146 32H142ZM189 33H190V31H189ZM196 33V31H195V33L193 34L194 36H195V34H197ZM220 33V34H219ZM255 33V32H254ZM45 34H47V33H45ZM48 34H49V32H48ZM126 34V33H125ZM130 34H132L131 32H130ZM137 34H138V32H137ZM136 34V35H137ZM149 34V33H148ZM157 34V33H156ZM155 34V35H156ZM191 34V33H190ZM189 34V35H190ZM219 34V35H218ZM256 34H254V35H256ZM259 34V33H258ZM68 35H70L69 37H71V34H68ZM102 35V34H101ZM104 35V34H103ZM102 35V36H103ZM105 35H107V34H105ZM115 35V34H114ZM116 35L118 36V33L116 32ZM122 35V34H121ZM133 35V34H132ZM140 35V34H139ZM185 35H187V34H185ZM246 36H247V33L245 34ZM249 36H250V33L248 34ZM262 35V34H261ZM57 36V37H56ZM61 36V37H62ZM100 36V35H99ZM98 36V37H99ZM124 36V35H123ZM131 36V35H130ZM141 36V35H140ZM145 36V35H144ZM146 36H149V35H146ZM232 36H234V35H232ZM257 36V35H256ZM264 36V35H263ZM64 37V36H63ZM94 37H96V36H94ZM101 37V36H100ZM105 37V36H104ZM114 37H116V36H114ZM113 37V38H114ZM118 37H120V33H119V36ZM134 37H135V35L134 36H132L131 38L132 39H134ZM138 37V36H137ZM136 37V38H137ZM151 37V36H150ZM150 37H148V38H150ZM160 37V36H159ZM159 37H157V38H159ZM197 36H195V38H196ZM199 37V36H198ZM236 37V36H235ZM248 37V36H247ZM261 37V36H260ZM59 38V39H58ZM90 38V37H89ZM97 38V37H96ZM124 38V37H123ZM122 38V39H123ZM140 38V37H139ZM138 38V39H139ZM147 38V39H148ZM164 38V37H163ZM188 38V37H187ZM230 38H231V35H230ZM229 38V39H230ZM237 38V37H236ZM264 38V37H263ZM84 39V38H83ZM95 39V38H94ZM93 39V40H94ZM100 40H101V38H99ZM102 39H103V37H102ZM105 39V38H104ZM117 39H120V38H117ZM137 39V40H138ZM154 39H155V37H154ZM153 39V40H154ZM166 39V38H165ZM194 39V38H193ZM197 39H195V41L197 40ZM217 39V38H216ZM222 39V38H221ZM221 39H220V41H221ZM91 40V39H90ZM100 40H98V42L100 41ZM123 40H125V39H123ZM134 40H136V39H134ZM136 40V41H137ZM150 40V39H149ZM157 40H159V39H157ZM161 40H162V38H161ZM226 40V39H225ZM84 41V40H83ZM95 41H97L96 39H95ZM106 41V40H105ZM115 41H117V40H115ZM122 40L120 39V42H121ZM139 41L140 40H138V43H139ZM142 41V40H141ZM165 41V43H166V41L167 40H164ZM183 41V42H182ZM188 41H189V39H188ZM192 41V40H191ZM237 41V39L234 41V42H236ZM84 42H87V40L86 41H84ZM120 42H118V44L120 43ZM125 42V41H124ZM144 42V41H143ZM142 42V43H143ZM145 42H147V41H145ZM154 42H155V40H154ZM223 42H224V40H223ZM233 42V43H234ZM75 43V42H74ZM83 43V42H82ZM88 43V42H87ZM90 43V42H89ZM92 43V42H91ZM97 43V42H96ZM101 43V42H100ZM151 44H152V42H150ZM150 43H148V47H149V44ZM187 43V42H186ZM194 43V42H193ZM192 43V44H193ZM196 43V42H195ZM95 44V43H94ZM102 44V43H101ZM117 44V45H118ZM122 44H123V42H122ZM121 43L119 44V45H121L122 46V48H123V45H122ZM135 44V43H134ZM144 44L145 43H143V47H144ZM155 45L157 44L158 45V43L157 42H155L154 43ZM153 44V45H154ZM161 44V43H160ZM189 44V43H188ZM192 44H191V46H192ZM201 44H199V46H201ZM221 44V43H220ZM224 44H225V42H224ZM236 43H234V45H235ZM73 45V44H72ZM80 45V44H79ZM82 45V44H81ZM84 45H87L86 43L84 44ZM107 45V44H106ZM116 45V46H117ZM118 45V46H119ZM131 45V44H130ZM129 45V46H130ZM140 45H141V42H140ZM146 45V44H145ZM154 45V46H155ZM156 45V46H157ZM186 44H184V47H185V49H186V46H185ZM197 45V44H196ZM195 45V46H196ZM223 45V44H222ZM221 45V46H222ZM76 46V45H75ZM100 46V44L98 45V47ZM111 47H112V45H110ZM113 46H115L114 44H113ZM117 46V47H118ZM121 46H119V48H121ZM156 46L154 47V49L156 48ZM161 47H160V50H162L163 48H164V44H161L160 45ZM178 46V45H177ZM183 46V45H182ZM194 46V47H195ZM198 46V47H199ZM226 46H229V45H227L226 44ZM231 46H233V45H230V48H232ZM236 46V45H235ZM69 47V46H68ZM97 47V48H98ZM194 47H193V49H194ZM64 48H66V47H64ZM71 47H69V49H70ZM96 48V49H97ZM102 48V47H101ZM112 48H115V47H112ZM138 48V47H137ZM146 48V47H145ZM144 48V49H145ZM157 48H158V46H157ZM167 48V47H166ZM166 48H164V50L166 49ZM201 48V47H200ZM206 48V47H205ZM214 48V49H215ZM235 48H237V47H235ZM261 48H259V49H261ZM85 49V48H84ZM88 48H86V50H87ZM93 50H94V48H92ZM99 50H100V48H98ZM103 49V48H102ZM148 49V48H147ZM179 50L181 49V48H178ZM184 49V50H185ZM229 49V48H228ZM233 49H234V47H233ZM232 49V50H233ZM238 50H239V48H237ZM241 49H242V52H244L243 51V48L241 47ZM240 49V50H241ZM258 49V48H257ZM59 50H63V49H58V51ZM72 50H74V48H72ZM81 50V49H80ZM85 50V51H86ZM112 50H114V49H112ZM115 50H116V48H115ZM120 50H123V49H120ZM140 50V49H139ZM146 50V49H145ZM164 50H162V52L164 51ZM175 50H174V53H176V52H178L177 54H175L176 56L178 55V58H179V60L178 61H181L180 60V55H183V53L182 54H180L179 55V50H177L176 52H175ZM186 50H188L189 51V48H187ZM186 50L185 51H183L184 53H187L186 52ZM205 49H201V51L203 52ZM207 50V49H206ZM212 50V49H211ZM210 49H209V53H211L210 51H211ZM216 50V49H215ZM219 50H222L221 48L219 49ZM236 51V49H234L233 51H236V53L238 54L239 53V51ZM244 50H247L246 49V47H245V49ZM85 51L84 52H82L83 54L85 53ZM95 51V50H94ZM102 51V50H101ZM101 51L99 52V53H101ZM117 51H119V49L117 50ZM142 51V50H141ZM147 51V50H146ZM172 51V50H171ZM196 51V50H195ZM195 51H193V52H195ZM254 51V50H253ZM52 52V51H51ZM50 52V53H51ZM80 52V51H79ZM92 52V51H91ZM97 52V53H98ZM135 52H137V50L135 51ZM162 52L160 53V56H162L161 54H162ZM199 52H200V50H199ZM206 52H208V50L206 51ZM215 52H219V51H215ZM223 53L222 54H219V56L221 57V58H219V56H215L214 57V59H215V61H217V64L219 65V59H222V58H224L223 56H225V54H224V52H226L225 50L224 51H222ZM241 52V53H242ZM251 52V51H250ZM249 52V53H250ZM53 54H54V52H52ZM51 53V54H52ZM58 53V52H57ZM87 53H88V50H87ZM87 53H85V54H87ZM94 53V52H93ZM96 53V52H95ZM94 53V54H95ZM114 53V52H113ZM112 52H111V54H113ZM121 53V52H120ZM141 53V52H140ZM139 53V54H140ZM147 53V52H146ZM157 53H159V52H157ZM220 53V52H219ZM241 53H239V54H241ZM90 54V53H89ZM93 54V55H94ZM119 53H117V55H118ZM124 54V53H123ZM147 54H149V53H147ZM154 54V53H153ZM156 54V53H155ZM199 54H201V53H199ZM205 54L206 53H203V56H204V60H205ZM208 54V53H207ZM238 54V56L239 57H241L240 55ZM99 55L100 54H97V55H95V56H97V57H99ZM120 55V54H119ZM135 55H137L136 53H135ZM141 55L142 54H140V60H142L143 61V59H141ZM171 55H172V53H171ZM173 56L174 58L176 57V56ZM196 54H194V56H195ZM209 55V54H208ZM212 55H213V53H212ZM217 55V54H216ZM248 55V54H247ZM246 55V56H247ZM82 56V55H81ZM102 56H103V54H102ZM102 56H101V58H102ZM150 56V55H149ZM149 56L147 57V58H149ZM156 56V55H155ZM164 56V55H163ZM170 56V55H169ZM199 56V55H198ZM232 57H233V55H231ZM231 56H229L228 55V57L230 58ZM237 56V57H238ZM249 56V55H248ZM248 56L246 57V58H244L245 60H242L243 61V63L245 62V63H247V62H250L249 60L247 61L246 59H249L248 58ZM72 57L74 58V55L72 56L71 55V57L69 56V59L71 58L72 59ZM76 57H78V51H77V53H76ZM85 57V56H84ZM83 57V58H84ZM87 57H88V54H87ZM113 57V56H112ZM117 57V56H116ZM151 57V56H150ZM188 57V56H187ZM210 57H212V56H210ZM209 56L208 57H206V59H207V61L209 60V58H210ZM243 57H245V56H243ZM242 57V58H243ZM249 57H251V56H249ZM100 58V57H99ZM98 58V59H99ZM118 58V57H117ZM123 58H124V55H123ZM122 58V60L124 61V59ZM146 58V59H147ZM154 58V57H153ZM162 58V57H161ZM160 58V59H161ZM168 58V57H167ZM169 58H171V57H169ZM193 58V57H192ZM225 58H226V56H225ZM224 58V59H225ZM234 58H235V56H234ZM34 59V58H33ZM71 59H70V62H72L71 61ZM78 59H79V57H78ZM94 59V58H93ZM98 59L96 60L97 62H96V65L95 66H98V65H100L101 63H98ZM135 59V58H134ZM155 59H157V58H155ZM159 59V58H158ZM177 59V58H176ZM176 59H174V61L176 60ZM190 59H191V56H190ZM201 59V58H200ZM203 59V58H202ZM201 59V60H202ZM217 59V60H216ZM252 59V57L250 58V60ZM64 60H66V59H64ZM73 60V59H72ZM76 60H77V58H76ZM104 60V59H103ZM119 60V59H118ZM121 59H120V61L121 62H123ZM140 60H136V62L137 61H140ZM149 60V59H148ZM168 60H170V59H167L166 61H167V63H168ZM187 60V59H186ZM193 60V59H192ZM196 60V59H195ZM195 60H194V62H193V66L195 65L194 63H195ZM200 60V61H201ZM212 60V59H211ZM232 59H230V61H231ZM240 60V59H239ZM60 61H62V60H60ZM60 61H58V62H60ZM80 61V60H79ZM92 61V60H91ZM90 61V62H91ZM94 61V60H93ZM113 61V60H112ZM115 61V60H114ZM151 61H154V60H151ZM177 61V60H176ZM190 61V60H189ZM196 61H198V60H196ZM222 61V64L224 63H226V62H223V60H221ZM221 61H220V63H221ZM227 61V60H226ZM238 60H236V62H237ZM251 61H253V60H251ZM30 62V61H29ZM63 62V61H62ZM68 62V58H67V60H66V63ZM81 62V61H80ZM99 62H101V61H99ZM116 62H118V61H116ZM135 62V61H134ZM133 62V64H136V63H134ZM144 62V61H143ZM162 62V61H161ZM172 62H173V59H172ZM209 62V61H208ZM212 63H213V61H211ZM241 62V61H240ZM22 63H24L25 65H23ZM50 63V62H49ZM48 63V64H49ZM55 63V62H54ZM61 63V62H60ZM64 63V62H63ZM86 63H88V62H86ZM98 63V64H97ZM129 63V62H128ZM146 63V62H145ZM153 63V62H152ZM165 63V62H164ZM166 63V64H167ZM169 63H171V62H169ZM173 63H175V62H173ZM191 63V62H190ZM201 63L203 64V62L201 61ZM227 63H228V61H227ZM231 63H232V61H231ZM30 64V63H29ZM53 64V63H52ZM90 64V63H89ZM89 64H87V66H88V68H89ZM104 64V63H103ZM113 64V63H112ZM117 64V63H116ZM115 64V65H116ZM148 64V63H147ZM161 64V63H160ZM160 64H159V66H160ZM184 64V63H183ZM186 64V63H185ZM188 64H189V62H188ZM197 64H200V63H197ZM208 64H210V63H208ZM216 64V63H215ZM215 64L214 65H212V66H215ZM228 64H230V63H228ZM228 64H226V65H228ZM10 65H13V67L12 68H9V69H7L6 71H1V69L3 68V67H6V66H9L10 67ZM24 66V68H23V66ZM32 65V64H31ZM130 65V64H129ZM165 65V64H164ZM169 65V64H168ZM187 65V64H186ZM26 66V67H25ZM123 66H124V64H123ZM146 66H148V65H146ZM176 66V65H175ZM180 67H181V65H179ZM184 66V65H183ZM192 66V67H193ZM197 66H201V64L200 65H196V67L195 68H198ZM212 66H210V68L212 67ZM220 66V65H219ZM52 67H53V65H52ZM54 67H55V64H54ZM85 68H87L86 67V64H85V66H84ZM102 67V66H101ZM111 67H112V70H111ZM110 67V70H109V73H107L108 74V80L110 79V82L112 81L113 82V80H112V77L113 76H117L116 74V71H117V68H116V71H115V67H117V66H115L114 67V71H115V75L114 74H112V71H113V65ZM137 67V66H136ZM164 67V66H163ZM170 67V66H169ZM185 67V66H184ZM183 67V68H184ZM189 67V66H188ZM187 67V68H188ZM192 67H191V69H192ZM216 67V66H215ZM221 67H224L223 65L221 66ZM233 67V66H232ZM98 68V67H97ZM96 67H95V69H97ZM108 67L104 64L103 65V67L100 69V68H98V69H100V70H98V71H100L101 72V74H102V76L101 77H104V75H103V72H107L106 70H108L107 69ZM118 68L119 69H121V67H120V65L118 66ZM141 68H143V67H141ZM145 68V67H144ZM156 68V67H155ZM154 68V69H155ZM165 68V67H164ZM182 68V69H183ZM186 68V67H185ZM202 70L205 68V66L203 65L202 67ZM219 68V67H218ZM71 68H69V70H70ZM126 69V68H125ZM130 69V68H129ZM128 69V71L130 72V70ZM147 69V68H146ZM149 69V68H148ZM161 69V68H160ZM172 69H174V68H172ZM180 69V68H179ZM189 69H190V67H189ZM213 69V67L211 68V71L213 72V74H216V76L218 75V73H219V75H220V72L218 71V72H216L215 70H217V69H215L214 71L212 70ZM68 70V71H69ZM73 69H71L70 71H72ZM82 70H84L83 69V67H82ZM81 69H80V71L81 72H79L78 73V71H76V70H74V71H76L75 72V74H77L78 75V81H79V83H82V84H84L83 82H85L84 80H83V74H82V76L80 77V73H82V72H84V71H82ZM86 70V69H85ZM122 70V69H121ZM171 70V69H170ZM184 70V69H183ZM186 70V69H185ZM197 70V69H196ZM219 70H220V68H219ZM88 71H90V70H88ZM148 71V70H147ZM146 71V72H147ZM151 71H154L153 69L151 70ZM180 71H181V69H180ZM198 71V70H197ZM200 71V70H199ZM198 71V72H199ZM204 71V70H203ZM202 71V72H203ZM222 71V70H221ZM3 72V73H2ZM93 72V71H92ZM96 72V71H95ZM118 72V74H119V72H121V73H123V72H126V71H120V70H118L117 71ZM133 72H136L135 70L133 71ZM141 72V71H140ZM170 72H172V71H170ZM178 72H179V70H178ZM177 72V74H178V77H180L181 78V76H179L180 74ZM182 72V71H181ZM180 72V73H181ZM198 72H196L197 74H198ZM215 72V73H214ZM63 72H61V74H62ZM90 73V72H89ZM132 73V72H131ZM161 73V72H160ZM200 73V72H199ZM61 74H58L57 75V73L55 74V75H57V77H53V79H55V81L57 80V82L59 83V80H60V78H59V76L61 75ZM73 74V73H72ZM91 74V73H90ZM125 74V73H124ZM137 74V73H136ZM136 74H135V76H136ZM152 74H153V72H152ZM157 75H158V72L156 73ZM190 74V73H189ZM189 74H187L186 75V73H184V77H187ZM206 74H208V73H206ZM206 74L205 73H203V75L204 76H206ZM212 73H210V75H211ZM212 74V75H213ZM53 75H54V73H53ZM85 75H87L86 73H85ZM131 75V74H130ZM138 75V74H137ZM153 75H155V74H153ZM173 75V74H172ZM200 75V74H199ZM219 75H218V78L217 79H219L220 80V77H219ZM225 74H224V71H223V74H222V76H224ZM64 76H65V74H64ZM64 76H63V78H64ZM73 76H75V75H73ZM91 76H93L92 74H91ZM121 76H122V74H121ZM142 76H143V74H142ZM148 76H149V74H148ZM170 76H171V73H170ZM226 76V75H225ZM66 77V76H65ZM76 77V76H75ZM85 77V76H84ZM123 78L125 77V75L124 76H122ZM128 78H129V76H127ZM133 77H134V75H133ZM144 77H146L145 75H144ZM152 77V76H151ZM151 77H149V78H151ZM160 77V76H159ZM169 77V76H168ZM198 76H196V78H197ZM209 77V76H208ZM211 77V76H210ZM26 78V83L25 82H23V83H25L24 85H22V84H20L21 83V81H23V80H21L20 81V79H25ZM50 78V77H49ZM86 78H87V76H86ZM85 78V79H86ZM96 78V77H95ZM107 78V77H106ZM118 78H119V75H118ZM135 78H137V77H135ZM148 78V79H149ZM177 78V77H176ZM176 78H173V81H174V79L176 80ZM179 78V79H180ZM192 78V77H191ZM191 78H189V79H191ZM193 78H195V75H194V77ZM93 80L94 78L92 77V78H90L89 80ZM114 79V78H113ZM119 79H122V78H119ZM130 79V78H129ZM146 79V78H145ZM147 79V80H148ZM182 79V78H181ZM180 79V80H181ZM203 79H205V78H203ZM202 79V80H203ZM207 80H208V78H206ZM6 80H8L10 83H14V84H18V85H20V86H17L16 87V90L15 91H18V93L17 92H15V91H13V89H10V85L8 86V85H6L5 83H4V81L5 82H7ZM73 80V82L75 83V80H76V78L74 79H72ZM97 80H99V79H97ZM103 80V79H102ZM146 80V81H147ZM152 80V79H151ZM150 79H149V84L151 85V88L154 90V91H151L150 90V92H158L157 94H159V95H161V97L159 96V95H155V96H157L156 97V99L158 98V99H162L163 97H168V98H170V97H174L175 98V101H176V98H177V91H178V89H177V91H176V89L174 88V87H176L174 84H173V82L170 80V79H168L167 77H166V75L165 74H163L162 75V77H160V79L158 80V82L156 81L157 79H153L152 81H151ZM178 80V79H177ZM195 80H198V79H195ZM221 80H222V77H221ZM52 81V80H51ZM77 81V80H76ZM86 81H88V80H86ZM182 81V80H181ZM185 82H186V80H184ZM213 81V80H212ZM223 81V80H222ZM53 82V81H52ZM95 82H97V81H95ZM103 82V81H102ZM109 82V81H108ZM131 82H133V81H131ZM138 82V81H137ZM151 82H155V84H157V88H155L154 89V83H151ZM157 82V83H156ZM176 82V81H175ZM174 82V83H175ZM178 82V81H177ZM187 82H188V80H187ZM203 82V81H202ZM50 83V82H49ZM63 83H66V82H63ZM63 83H60L61 85L63 84ZM89 83H90V81H89ZM92 83V82H91ZM100 83V82H99ZM104 83H105V81H104ZM144 83V82H143ZM215 83H218L219 85H220V83L217 81V82H215ZM14 84H13V86H14ZM51 84V83H50ZM60 84H57V85H60ZM86 84H87V82H86ZM95 84V83H94ZM101 84V83H100ZM99 84V85H100ZM125 84V83H124ZM129 84V83H128ZM128 84H126V85H128ZM133 84V83H132ZM135 84H137V83H135ZM202 84V83H201ZM218 84H216V85H218ZM223 84V83H222ZM53 85V84H52ZM56 85V86H57ZM65 85V84H64ZM67 85V84H66ZM73 86H74V84H72ZM71 85V86H72ZM77 85H80V84H77ZM77 85H75V86H77ZM102 85V84H101ZM130 85V84H129ZM214 85V84H213ZM216 85H214V86H216ZM68 86V85H67ZM87 86H89V85H87ZM86 86V87H87ZM93 86V85H92ZM98 86V85H97ZM111 86V85H110ZM109 86V87H110ZM116 86H118L117 85V83H116ZM125 86V85H124ZM187 86H189V85H187ZM102 87H104V86H102ZM115 87V86H114ZM159 87V88H158ZM81 88H83V86H81ZM124 88V87H123ZM177 88V87H176ZM180 88V87H179ZM219 88H221V87H219ZM56 89V88H55ZM65 89V88H64ZM67 90H68V87L66 88ZM71 89V88H70ZM89 89H91V88H89ZM95 89V88H94ZM107 90H108V88H106ZM110 89H111V87H110ZM109 89V90H110ZM115 89V88H114ZM132 88H130L129 87V90H131ZM181 89V90H180ZM179 90L180 91H182V89H183V86L180 88ZM186 89L187 90H189L190 91V89L188 88V87H186ZM214 89V88H213ZM222 89V88H221ZM57 90V89H56ZM93 90V89H92ZM107 90H104V92L106 91L107 92ZM108 90V91H109ZM117 90V88L114 90V91H116ZM128 90V87H127V89L125 90V92L126 91H129ZM187 90H185V93L186 92H188ZM204 90H206V88L204 89L203 88V91ZM220 90V89H219ZM218 90V91H219ZM60 91V90H59ZM64 91V90H63ZM62 91V92H63ZM99 91V90H98ZM102 91H103V89H102ZM121 91V93H122V90H120ZM131 91H133V90H131ZM146 91V90H145ZM179 91V92H180ZM191 91H193V90H191ZM190 91V92H191ZM195 91V90H194ZM193 91V92H194ZM215 91H217V90H215ZM215 91H214V94H215ZM218 91H217V94L216 95H212L213 97H218L221 93H218ZM222 91V90H221ZM91 92H93V91H91ZM104 92H102V93H104ZM105 92V93H106ZM136 92V91H135ZM177 92V93H176ZM193 92H191V93H193ZM196 92V91H195ZM213 92V91H212ZM64 93V92H63ZM62 93V94H63ZM70 93V92H69ZM96 93H98V92H96ZM108 93V92H107ZM112 93H113V90H112ZM119 92H118V90L116 91V95L118 94ZM121 93L119 94V96H118V98L120 97V95H121ZM176 93V94H175ZM57 94H58V92H57ZM68 94V93H67ZM90 94V93H89ZM93 94V93H92ZM100 94V93H99ZM131 94L133 95V93H128V95L129 96H131ZM138 94H140L139 92H138ZM152 94V93H151ZM174 94H175V96H174ZM178 94H180V93H178ZM195 94V93H194ZM213 94V93H212ZM219 94V95H218ZM64 95V94H63ZM91 95V94H90ZM105 95V94H104ZM113 95H115V94H113ZM181 95V94H180ZM183 96L185 95L184 93L182 94ZM181 95V96H182ZM187 95V94H186ZM196 95H197V93H196ZM209 95H211V94H209ZM218 95V96H217ZM109 96V95H108ZM122 97H121V103H122V99H123V94L121 95ZM125 96H126V94H125ZM182 96V97H183ZM61 97H63V96H61ZM105 96H103L102 98H104ZM113 97V96H112ZM112 97H108V98H111L112 99ZM128 97V96H127ZM137 97V96H136ZM151 97H152V95H151ZM154 97V96H153ZM187 96H185V98H186ZM191 95L189 96V100L193 97H191ZM91 98H93V97H91ZM107 98V101H109V102H112L111 101V99L109 100ZM130 98H132V97H130ZM184 97L182 98V99H185ZM199 98V97H198ZM210 98V97H209ZM120 99V98H119ZM128 98H126V100H127ZM137 98H135V100H136ZM177 99H179V98H177ZM23 100H26L27 102H29L31 105H33V107H35V108H37V109H35V108H33V107H31L27 102H26V104H24V101ZM57 100V102H58V105H61L60 107H59V110H57L58 109V105H57V107L55 106V103H57V102H55ZM60 100H61V98H60ZM91 100V99H90ZM117 100V99H116ZM125 100V99H124ZM132 100V99H131ZM138 100H139V98H138ZM146 100V99H145ZM188 100V101H189ZM199 100V99H198ZM22 101H23V103H22ZM120 101V100H119ZM118 101V102H119ZM156 101H158V100H156ZM162 101V100H161ZM160 101V102H161ZM174 101V102H175ZM179 103L181 102V100L179 101V100H177ZM184 101V100H183ZM185 101H186V99H185ZM207 101V100H206ZM205 101V102H206ZM133 102V101H132ZM150 102H152V103H154L155 104V109L156 108H158L157 110H159L160 108H161V105H159V103H157V102H153V100L152 99H150ZM163 102V101H162ZM178 102H176V104L178 103ZM199 102V101H198ZM99 102H96V105L98 104ZM113 103V102H112ZM116 103V102H115ZM127 103H129V102H127ZM135 103H138V101H136ZM141 103V102H140ZM157 103V104H156ZM164 103H165V101H164ZM183 103V102H182ZM189 103V102H188ZM187 103V104H188ZM28 104V105H27ZM66 104V103H65ZM119 104V103H118ZM161 104V103H160ZM166 104V103H165ZM175 104V105H176ZM27 105V106H26ZM106 105V104H105ZM105 105H103V107L105 106ZM113 106H114V104H112ZM137 105V104H136ZM140 105V104H139ZM167 105H169V104H167ZM181 105V103L178 105V106H180ZM183 105H185V104H183ZM189 105L190 104H188V108H189ZM191 105L193 106V104L191 103ZM199 105H200V103H199ZM110 106V105H109ZM116 106H117V103H116ZM119 107H120V105H118ZM135 106V105H134ZM141 106V105H140ZM151 106V105H150ZM149 106V107H150ZM163 106V105H162ZM177 106V105H176ZM201 106V105H200ZM98 107V106H97ZM99 107H101V108H103L102 106H99ZM106 107V106H105ZM119 107H117V108H119ZM121 107H123V106H121ZM120 107V110H110L109 109V111H111L112 113L111 114H113V112H120V114H125V109L126 108H128L129 106H124L125 107V109H124V107L123 108H121ZM132 107L133 106H131V108L130 109H132ZM181 107V106H180ZM202 107V106H201ZM32 108V109H31ZM57 108V109H56ZM96 108V107H95ZM108 108V107H107ZM106 108V109H107ZM137 108H139V107H137ZM136 108V111L138 110ZM140 108H143V105H142V107H140ZM165 107H163L162 108V110L164 109ZM167 109H169L168 107H166ZM175 108H177V107H175ZM187 107L185 106V109H186ZM188 108H187V110H184L183 112H187L188 111ZM190 108H191V106H190ZM189 108V109H190ZM194 108V107H193ZM196 108V107H195ZM198 108V107H197ZM197 108H196V110L195 111H197ZM33 109H35V110H37V112L39 111V113H37V112H35V110H33ZM98 109V108H97ZM128 110V112H126V114H125V116L128 118V116H130V115H134L133 113H137V112H133V111H131V110ZM144 109V108H143ZM143 109H140V110H143ZM150 109V108H149ZM152 109H153V106H152ZM155 109L153 110V111H155ZM179 109V108H178ZM61 110H63L62 108H61ZM101 110V109H100ZM132 110H135V109H132ZM156 110V111H157ZM166 110V109H165ZM165 110H163L164 112V114H165V112H167V111H165ZM202 110V109H201ZM201 110H199V111H201ZM207 110V109H206ZM211 110H212V108H211ZM60 111V112H59ZM67 112H69L70 110L68 109V110H66ZM65 111V112H66ZM97 111H99V110H97ZM104 111H106L105 109H104ZM109 111H106L107 113L109 112ZM139 111V110H138ZM146 111V110H145ZM190 111V110H189ZM194 111V110H193ZM198 111V112H199ZM204 111V110H203ZM63 112H64V110H63ZM64 112V113H65ZM74 111H72L71 113H73ZM100 112V111H99ZM102 112H103V109H102ZM147 112V111H146ZM172 113V112H174V113H176L175 111H169V113ZM179 112H182V111H179ZM202 112V111H201ZM60 113V114H59ZM101 113V112H100ZM100 113H99V115H100ZM103 113H105V112H103ZM145 113V112H144ZM151 113H153L152 111H151ZM158 113V112H157ZM170 113V114H171ZM203 113V112H202ZM41 114V115H40ZM139 114H143V113H139ZM154 114H155V112H154ZM192 114V113H191ZM203 114H205V113H203ZM203 114H202V117H203ZM67 115V114H66ZM71 115H74V113L73 114H71ZM97 115V114H96ZM108 115V114H107ZM128 115V116H127ZM136 115V114H135ZM138 115V114H137ZM153 115V114H152ZM151 115V116H152ZM166 115H168V114H166ZM166 115H164L165 116V118L166 117H168V116H166ZM176 115V114H175ZM186 115H188V113L186 114ZM185 114H184V117L186 116ZM194 115V118L196 117L195 116V114H193ZM208 115V114H207ZM46 116V117H45ZM65 115L63 114L62 115V117H64ZM68 116V115H67ZM77 116V115H76ZM75 116V118H73V121H71V123H72V125H73V122H77V119L76 118H78V117H76ZM113 117H114V114L112 115ZM124 116V115H123ZM143 116V115H142ZM141 116V117H142ZM161 116H162V113H161ZM164 116H162V118L164 119ZM177 116H178V114H177ZM199 116V115H198ZM201 116V115H200ZM49 118V120L51 119V121H54V122H50L49 124H47V123H45L44 122V120H46V119H44V118ZM66 117V116H65ZM98 117H100V116H98ZM105 118H106V116H104ZM109 117V116H108ZM137 117V116H136ZM145 117H146V114H145ZM149 117V116H148ZM147 117V118H148ZM170 117H171V115H170ZM179 117H180V114H179ZM181 117H182V115H181ZM183 117V118H184ZM192 117V116H191ZM101 118H103V116L101 117ZM126 118V119H127ZM151 118V117H150ZM158 118V117H157ZM169 118V117H168ZM167 118V119H168ZM210 118H212L211 116H210ZM44 119V120H43ZM55 119V120H54ZM68 118H66V120H67ZM100 119V118H99ZM99 119H97V120H99ZM110 120H111V118H109ZM144 119V118H143ZM185 120H186V118H184ZM193 119V118H192ZM206 119V118H205ZM48 120V119H47ZM48 120V121H49ZM56 120H60L59 121V124L56 122ZM65 120V121H66ZM72 120V119H71ZM75 120V121H74ZM105 120V119H104ZM124 120V119H123ZM130 120H131V117H130ZM141 120V119H140ZM139 120V121H140ZM146 120V119H145ZM148 120V119H147ZM156 121L155 122H157V119H155ZM159 120H161V118L159 119ZM158 120V121H159ZM164 120H166V119H164ZM173 118H172V123H173ZM183 120V119H182ZM187 120H188V116H187ZM186 120V121H187ZM202 121H203V118L201 119ZM64 121V120H63ZM106 121H107V119H106ZM112 121V120H111ZM111 121H107V122H110V123H113V122H111ZM167 121V120H166ZM169 121H171V119L169 120ZM177 121H179V120H177ZM193 121V120H192ZM204 121H206V120H204ZM47 122V121H46ZM66 122H68V121H66ZM121 122H122V120H121ZM131 122L132 121H130V123L129 124H131ZM160 122V121H159ZM158 122V123H159ZM183 122V121H182ZM194 122V121H193ZM207 122V121H206ZM63 123V122H62ZM94 123V122H93ZM119 123V122H118ZM123 123V122H122ZM121 123V124H122ZM126 123V122H125ZM142 124L141 123V121L140 122H138V124ZM144 123H146L145 121H144ZM157 123V124H158ZM171 123V122H170ZM175 123V122H174ZM183 123H185V122H183ZM183 123L181 124L182 126H184V130L187 132V130H186V128H185V126L188 124V121L185 123L186 125H183ZM58 124V125H57ZM67 124V123H66ZM70 123L68 122V124L67 125H69ZM78 124V123H77ZM96 124V123H95ZM101 124V123H100ZM105 124V123H104ZM117 124V123H116ZM176 124V123H175ZM180 124V123H179ZM198 124V123H197ZM75 125V124H74ZM79 125V124H78ZM94 125V124H93ZM103 125V124H102ZM109 125V124H108ZM143 125V124H142ZM152 125H153V123H152ZM91 126H92V124H91ZM90 126V127H91ZM105 126V125H104ZM133 126L135 127L136 125H134V123H133ZM138 126V125H137ZM145 126V125H144ZM154 126V125H153ZM158 126L160 127V125L158 124ZM65 127V126H64ZM80 127H82V125L80 126ZM80 127L78 126V131H79V129H80ZM94 127H95V125H94ZM106 127V126H105ZM108 127V126H107ZM139 127V126H138ZM156 127V126H155ZM159 127H157L158 129L157 130H159L160 128ZM187 127V126H186ZM193 127V126H192ZM199 127V126H198ZM204 127V126H203ZM60 128V127H59ZM71 128L73 129V130H76V129H74L75 127L73 126H71ZM111 128H113V127H111ZM111 128H110V130H111ZM116 128V127H115ZM131 128V127H130ZM137 128V127H136ZM140 129H141V127H139ZM143 128V127H142ZM163 128V127H162ZM180 129H182L181 127H179ZM53 129H55V128H53ZM68 129V128H67ZM114 129V128H113ZM120 129H121V127H120ZM150 129V128H149ZM179 129V130H180ZM196 129V128H195ZM199 129V128H198ZM201 129H202V127H201ZM65 130V129H64ZM64 130H62V131H64ZM73 130H72V134H73V139H77L81 134H83L84 133V131H86V130H82L81 132H78L80 135L79 136H76V134L75 133H73ZM115 130V129H114ZM119 130V129H118ZM156 130V129H155ZM183 130V129H182ZM184 130L182 131L183 133H184ZM70 131V130H69ZM89 131H92L93 132V127H91L90 129H89ZM147 131V130H146ZM149 131V130H148ZM151 131V130H150ZM150 131H149V133H150ZM166 131H168V130H166ZM165 131V132H166ZM195 132L194 133H196V130H194ZM199 131V130H198ZM36 132H38V133H40L41 134V138H37V135H39L38 133H37V135H35V133ZM67 132V131H66ZM76 132V131H75ZM76 132V133H77ZM87 132V131H86ZM86 132H85V135H86V137L83 135V137L84 138H87V136H88V133L86 134ZM171 132V131H170ZM179 132V131H178ZM185 132V133H186ZM203 132V131H202ZM77 133V134H78ZM156 132H154L153 134H155ZM160 133V132H159ZM169 133V132H168ZM172 133H173V131H172ZM192 133H193V131H192ZM70 134H71V131H70ZM69 134V135H70ZM71 134V135H72ZM75 134V135H74ZM156 134H158V133H156ZM177 134H179V133H177ZM176 134V135H177ZM197 134H198V132H197ZM197 134H194V136L196 135V136H200V135H197ZM63 135H65V134H63ZM62 135V136H63ZM92 135V133L91 134H89V136H91ZM147 135V134H146ZM160 135H161V133H160ZM166 134H164V136H165ZM193 135V134H192ZM203 135V134H202ZM205 135V134H204ZM203 135V136H204ZM77 138H76V137ZM152 136V135H151ZM168 138H170L168 135H166ZM179 136H181V135H179ZM184 137H185V135H183ZM186 136H187V133H186ZM203 136H201L202 138H203ZM39 137V136H38ZM69 137H71V136H69ZM82 137V136H81ZM81 138L82 140H84V138ZM91 137H93L94 138V135H92ZM100 136H98V138H99ZM149 137V136H148ZM167 137H164L165 139L167 138ZM173 137V136H172ZM205 137H206V135H205ZM93 138H89V139H93ZM150 138V137H149ZM148 138V139H149ZM155 138V137H154ZM200 138V137H199ZM198 137H197V139H199ZM67 139H68V137H67ZM72 139V138H71ZM72 139V140H73ZM88 139V138H87ZM105 139H107L106 137H105ZM165 139H163V140H165ZM174 139V138H173ZM179 139L180 138H178L177 140V144L176 143H174L173 142V144H176L177 146H178V144H180L179 143ZM188 139V138H187ZM197 139H196V141H197ZM201 139V138H200ZM200 139H199V141H200ZM203 139H205V138H203ZM20 140H21V138H20ZM94 140H97V138L96 139H94ZM150 140H152V139H150ZM155 140V139H154ZM181 140V139H180ZM182 140H183V138H182ZM181 140V142H183ZM190 140V139H189ZM188 140V141H189ZM202 140V139H201ZM208 140V139H207ZM66 141V142H65ZM69 141H70V139H69ZM77 141V140H76ZM81 141V140H80ZM155 141H158V139H156ZM168 141V140H167ZM167 141H166V143H167ZM191 141V140H190ZM189 141V142H190ZM202 141H204V140H202ZM201 141V142H202ZM71 142V141H70ZM82 142V141H81ZM87 142V141H86ZM104 142H106V141H104ZM200 142V143H201ZM208 142H210L209 140H208ZM254 142H255V140H254ZM63 143H65V144H63ZM165 143V142H164ZM185 143V142H184ZM197 143V142H196ZM202 143H204V144H202ZM201 144L203 145L202 147H204V145H205V142H202ZM206 143H207V141H206ZM257 143H258V141H257ZM156 144H158V142H156ZM172 144V145H173ZM191 144H193V141H192V143ZM191 144H189V145H191ZM256 144V143H255ZM1 145H2V143H1ZM17 145V144H16ZM24 145V144H23ZM72 145H74V144H72ZM181 145V144H180ZM178 146V147H180L181 149H182V146ZM197 146V144H194V146ZM208 145V144H207ZM257 145V144H256ZM15 146V145H14ZM14 146L12 147V149L14 148ZM18 147L20 146V145H17ZM21 146H22V143H21ZM51 146V145H50ZM61 146V147H62ZM74 146H77V142H76V145H74ZM158 146H159V144H158ZM158 146H157V148H158ZM167 148H168V146H170L169 144H168V146L167 145H165ZM175 146V145H174ZM10 147V148H11ZM55 147H56V144H55ZM55 147H51V149L53 150V148H55ZM67 147H66V149H67ZM162 147H164V146H162ZM176 147V146H175ZM190 147V146H189ZM257 146H255V148H256ZM260 147V146H259ZM50 148V147H49ZM64 148V147H63ZM150 148V147H149ZM153 148H155V147H153ZM159 148H161L160 146H159ZM158 148V149H159ZM170 148V147H169ZM168 148V149H169ZM172 148H174V147H172ZM184 148V147H183ZM192 148H193V146H192ZM191 148V149H192ZM200 148H201V146H200ZM215 148V147H214ZM255 148H254V151H256L255 150ZM258 148V147H257ZM263 148H264V146H263ZM25 149V148H24ZM33 149H35V146H34V148ZM38 149V148H37ZM50 149V150H51ZM65 148H64V150H66ZM77 149H78V146H77ZM150 149H152V148H150ZM171 149V148H170ZM174 149H178V148H174ZM202 149V148H201ZM259 149V148H258ZM257 149V150H258ZM14 150V149H13ZM29 150H30V148H29ZM36 150V149H35ZM45 150V151H46ZM52 150L50 151L51 153H52V155L54 156V154H53V152H52ZM75 149H72V153H74L73 151H74ZM160 151H161V149H159ZM163 150V149H162ZM173 150V149H172ZM184 150V149H183ZM190 150V149H189ZM193 150V149H192ZM194 150H196V149H194ZM193 150V151H194ZM210 151H211V149H209ZM208 150V151H209ZM212 150H214V149H212ZM216 150H219V149H217L216 148ZM263 150V149H262ZM261 149H260V151H262ZM4 151H5V149H4ZM28 151V150H27ZM38 151V150H37ZM45 151H39L40 153H41V156L43 157V158H45L46 160H48L49 158H47V154H48V152L46 153ZM48 151V150H47ZM142 152L144 151V150H141ZM141 151H138V152H141ZM152 151H154L155 152V154H153V153H150V154H153V155H155L154 156V158H152V159H155V157H156V155H157V157H156V159L155 160H152V159H147V157L149 156H147L146 157V159L147 160H150L151 162L150 163H152L153 161H156L157 159H158V157L159 156H161V155H158L157 153H156V151L154 150V149H152ZM174 151V150H173ZM178 151V152H177ZM176 152L177 153H179V151H181L180 149H178ZM191 151V150H190ZM201 151V150H200ZM220 151V150H219ZM1 152V151H0ZM24 152V151H23ZM26 152V151H25ZM55 152V151H54ZM79 152V151H78ZM149 152V151H148ZM147 152V153H148ZM158 152V151H157ZM163 152H165V151H162V153ZM171 152V151H170ZM202 152V151H201ZM218 152V151H217ZM257 152V151H256ZM256 152H254V154L256 153ZM2 153V152H1ZM5 153V152H4ZM3 153V154H4ZM10 153V152H9ZM17 153H19V152H17ZM16 153V154H17ZM61 153V152H60ZM172 153V152H171ZM186 153V152H185ZM191 153H192V151H191ZM210 153V152H209ZM212 153H214V152H211V154ZM222 153V152H221ZM258 153V152H257ZM261 153V152H260ZM26 154V153H25ZM62 154H64L63 152H62ZM67 154V156L69 155V153H66ZM65 154V155H66ZM123 154V153H122ZM142 154H144V153H142ZM142 154H140L141 156H142ZM149 154V153H148ZM167 154H168V152H167ZM183 154H184V152H183ZM210 154V155H211ZM40 155V154H39ZM79 155V154H78ZM145 155V154H144ZM165 155V154H164ZM177 155V154H176ZM186 155V154H185ZM188 155H189V153H188ZM192 155V154H191ZM222 155V154H221ZM2 156V155H1ZM0 156V165L2 166V162L5 160V158H3V156L1 157ZM19 156V155H18ZM28 156V155H27ZM32 156H33V154H32ZM70 156V155H69ZM68 156V157H69ZM184 156V155H183ZM197 155L195 154V157H196ZM202 156H204V155H202ZM213 156V155H212ZM215 157H216V154L214 155ZM22 157V156H21ZM56 157H57V155H56ZM136 158H139V157H137V156H135ZM150 157H152V155H150ZM149 157V158H150ZM185 157V156H184ZM189 157L191 158V156L189 155ZM201 157V156H200ZM208 157H210L209 155H208ZM15 158H17L16 156H15ZM20 158V157H19ZM61 158V157H60ZM60 158H57V159H60ZM63 158V157H62ZM135 158V159H136ZM143 158H144V162L146 163V162H148V161H145V156H143ZM160 158V157H159ZM161 158L163 159H158V163L157 164H159V162H160V165L159 166H161L163 163L165 164V170H166V167H170V169L171 170H175L176 172L177 171H183L185 168H186V166H188L189 164H191V160L192 159H187V157L186 158H180V157H176V156H174L173 154L172 155H168L167 157H164L163 155L161 156ZM165 158V159H164ZM261 158V157H260ZM7 159V158H6ZM18 159V158H17ZM29 159V158H28ZM45 159H44V161H42V162H46L45 161ZM199 159V158H198ZM201 159H204V158H201ZM200 159V160H201ZM206 159V158H205ZM217 159V158H216ZM219 159V158H218ZM220 159H222V157L220 158ZM220 159L219 160H216L217 162L219 161L220 162ZM56 160V159H55ZM104 160V159H103ZM140 160H142V158L140 159ZM252 160V159H251ZM255 160V157L253 158V160L252 161H254ZM261 160V159H260ZM6 161V160H5ZM15 161H17V160H15ZM14 161V162H15ZM22 161H23V159H22ZM105 161V160H104ZM143 161V160H142ZM204 161V160H203ZM203 161H202V163H201V161H200V163L198 162L197 164H199V165H201L202 167H200V169H198V174L199 175H202L203 173H207V174H209V176H208V178L210 177V179L212 178L211 177V175H210V173H211V171H209L210 170V166L208 167L206 164H204L203 163ZM205 161H207V159L205 160ZM210 161V160H209ZM224 161V160H223ZM222 161V163H220V165L221 164H223L224 162ZM252 161H251V163H252ZM257 160H255L254 162L255 163H257L256 162ZM262 161V163L264 164V160H261ZM20 162V161H19ZM110 162H111V164L112 165H115V164H113L114 162L113 161H111V160H109V162H108V164H110ZM113 162V163H112ZM163 162V163H162ZM260 162V161H259ZM4 163V162H3ZM143 163V162H142ZM155 163V162H154ZM154 163H152L153 165L152 166H154ZM205 163H207V162H205ZM227 163V162H226ZM249 163V162H248ZM248 163L246 164L247 165V167H248ZM255 163L253 164L254 165V167H255ZM7 164V162H5V164H3V166H5L4 168H6V169H4V171H1L0 172V175H2L1 173L2 172H9L10 170H12V168H10V167H12V166H10L9 168H10V170H7L8 169V164ZM28 164V163H27ZM110 164V165H111ZM149 164V163H148ZM156 163H155V166L157 165ZM163 164V165H164ZM196 164V163H195ZM22 166H24L23 164H21ZM110 165H108V168H109V166ZM143 165H144V163H143ZM167 165V166H166ZM210 165V164H209ZM216 165V164H215ZM244 165V164H243ZM1 166H0V168H1ZM7 166V167H6ZM26 166V165H25ZM24 166V167H25ZM116 166V165H115ZM115 166H110V168L111 167H115ZM148 166V165H147ZM158 166V167H159ZM218 167H219V165H217ZM224 166V165H223ZM258 166V168L259 167H261L262 165H257L256 164V167ZM118 167V166H117ZM116 167V168H117ZM157 167V166H156ZM162 167V166H161ZM168 167V168H169ZM198 168H199V166H197ZM196 167V168H197ZM236 167V166H235ZM234 167V168H235ZM252 167V166H251ZM255 167V168H256ZM262 167H264V166H262ZM17 168H19V167H17ZM107 168V169H108ZM119 168V167H118ZM137 168V167H136ZM167 168V169H168ZM195 168V169H196ZM215 168V167H214ZM220 168H221V166H220ZM220 168H217V169H219V173H220V171H221V169ZM224 168H226V167H224ZM233 168V167H232ZM244 168V167H243ZM257 168V169H258ZM1 169H3V168H1ZM13 169H14V167H13ZM20 169V171L18 170V169H15V170H18L19 172H21V168H19ZM25 169H28V168H25ZM106 169V170H107ZM115 169V168H114ZM114 169H108L107 171H111L112 170V172H114L115 170ZM141 169V170H140ZM143 169H145V168H143ZM155 169V168H154ZM242 169V168H241ZM240 168H239V172L241 171V173L240 174H244L243 173V171L245 172V168L244 169H242L241 170ZM252 169H253V167H252ZM262 169V171H259L258 173L260 174H258L257 173V176L259 175V176H262V177H264V170H263V168H261ZM260 169V170H261ZM122 170V169H121ZM120 170V171H121ZM136 170H140V171H142V168H137ZM136 170H134V171H136ZM171 170H170V172H171ZM214 170H216V169H214ZM249 170H250V168H249ZM255 170V169H254ZM13 171V170H12ZM11 171V173H13ZM27 171V170H26ZM26 171H24V172H26ZM106 171V172H107ZM109 171V172H110ZM118 171V170H117ZM119 171V172H120ZM152 171H154V170H152ZM195 171V170H194ZM217 171V170H216ZM232 171H234V170H232ZM236 171V170H235ZM15 172H17V171H15ZM28 172V171H27ZM143 172V171H142ZM191 172V169H190V171H189V173ZM196 172L197 171H195V174H196ZM210 172V173H209ZM212 172H214V171H212ZM222 172V171H221ZM231 171H229L228 173H227V176H231L232 177V175L231 174H233V173H231V174H229ZM11 173H10V175H11ZM18 173V172H17ZM17 173H15L16 175H17ZM115 173V172H114ZM121 173V172H120ZM150 173V172H149ZM164 173H166V171L164 172ZM163 173V174H164ZM174 173V172H173ZM183 173V172H182ZM185 173V172H184ZM248 173H250V171L248 172ZM251 173H252V170H251ZM6 173H4V175H5ZM8 174V173H7ZM6 174V175H7ZM14 174V173H13ZM12 174V175H13ZM14 174V175H15ZM19 174V173H18ZM22 174V173H21ZM20 174V175H21ZM25 174V173H24ZM119 174V173H118ZM148 174V173H147ZM162 174V173H161ZM160 174V175H161ZM167 174V173H166ZM179 174V173H178ZM191 174H192V172H191ZM190 174V175H191ZM212 174V173H211ZM239 174V175H240ZM9 175V174H8ZM23 175V174H22ZM159 175V174H158ZM165 175V174H164ZM163 175V176H164ZM194 175V174H193ZM213 175V174H212ZM222 175H223V173H222ZM222 175L220 176V179H221V177H222ZM233 175H235V173L233 174ZM249 175V174H248ZM247 175V176H248ZM251 175V174H250ZM249 175V176H250ZM169 176H172L171 174H169ZM186 176H187V174H186ZM198 176V175H197ZM214 176H217V178L219 177L217 174H215ZM227 176H226V178H227ZM244 176V175H243ZM248 176V177H249ZM139 177V176H138ZM143 177V176H142ZM145 177V176H144ZM143 177V178H144ZM152 177H154V176H152ZM158 177V176H157ZM202 177V176H201ZM224 178H225V176H223ZM241 177V176H240ZM239 177V178H240ZM255 177V176H254ZM262 177H259L260 178V180L262 179ZM146 178H148V177H145V179ZM185 178V177H184ZM191 178V177H190ZM203 178V177H202ZM232 178H234L235 179V177H232ZM259 178H258V180H259ZM145 179H144V182H146L145 181ZM149 179V180H148ZM147 179V181H151V179H150V177ZM154 179H155V177H154ZM158 179H160V178H158ZM192 179H194V178H192ZM191 179V180H192ZM197 179V178H196ZM205 180H206V178H204ZM210 179H207L208 181L210 180ZM240 179H242V178H240ZM248 179V178H247ZM249 179H251V178H249ZM257 178H254V180L253 181H255ZM125 180H126V178H125ZM128 180V179H127ZM126 180V181H127ZM162 180H164V179H162ZM161 179H160V182L162 181ZM212 180H213V178H212ZM211 180V181H212ZM216 180V179H215ZM221 180H223V179H221ZM224 180H226V179H224ZM259 180V181H260ZM263 180V179H262ZM261 180V181H262ZM156 181V180H155ZM155 181H153V182H155ZM207 181V182H208ZM220 181V180H219ZM241 181V180H240ZM243 181V180H242ZM249 181V180H248ZM258 181V182H259ZM128 183H130L129 181H127ZM153 182H150V183H153ZM157 182V181H156ZM158 182H159V180H158ZM206 182V181H205ZM216 182H218V181H216ZM229 182H231V180L229 181ZM236 182H238V180L236 181L235 180V183ZM257 182V181H256ZM257 182V183H258ZM132 183V182H131ZM167 183V182H166ZM166 183L164 184V185H166ZM169 183H171V184H169L170 185V187H173L174 189H175V191L176 192H179V191H181L182 190V192H185L187 195H188V197H190V198H192L191 199V204H194V203H196V202H200L201 204H202V200H203V198L205 197L204 196V194H208V190H207V188H206V183L204 184V185H202V183H200V181H197V180H194V181H189V179L187 180L186 178L185 179H180L178 182H177V180H176V183L175 184H172V182L171 181H169ZM209 183H213V185H214V180L212 181V182H209ZM219 183H221V182H219ZM218 183V184H219ZM241 183V182H240ZM244 183V182H243ZM147 184V183H146ZM229 184V183H228ZM251 184H252V182H251ZM256 184H254V186H255ZM262 185H264V184H262ZM129 186V185H128ZM131 186V185H130ZM154 186V185H153ZM153 186H151L152 188H151V190L153 191L154 189H153ZM211 186L212 185H210V188H211ZM216 186H219V185H215V186H212L213 188L214 187H216ZM221 186H223V184L221 185ZM227 186V185H226ZM232 186V185H231ZM253 186V185H252ZM253 186V187H254ZM149 187V186H148ZM157 187H159V186H157ZM164 187V186H163ZM168 187V186H167ZM169 187V188H170ZM161 188H162V186H161ZM172 188V189H173ZM216 188H218V187H216ZM226 188V187H225ZM248 188V187H247ZM167 188L165 187V190H166ZM212 189V188H211ZM215 189V188H214ZM213 189V190H214ZM232 189V188H231ZM242 189V188H241ZM150 190V191H151ZM155 190H156V188H155ZM159 190V189H158ZM162 190H164V189H161V191ZM169 190V189H168ZM216 190V189H215ZM142 191V190H141ZM141 191H140V194H141ZM146 191V190H145ZM145 191H142V192H144L145 193ZM157 191V190H156ZM193 191V192H192ZM226 191V190H225ZM241 191V190H240ZM148 192V191H147ZM158 192V191H157ZM219 192V191H218ZM139 193V192H138ZM162 193H163V191H162ZM161 193V194H162ZM184 193V194H185ZM211 193V192H210ZM234 193H235V190H234V188H233V197L235 198V196H234ZM239 193V192H238ZM193 194V195H192ZM241 194V193H240ZM218 195H219V193H218ZM229 195H230V193L227 191L226 192V196H227V198H230L229 197ZM237 195V194H236ZM250 195V194H249ZM157 196V195H156ZM160 196V195H159ZM175 196V195H174ZM185 196V195H184ZM207 196V195H206ZM231 196H232V194H231ZM251 196V195H250ZM139 196H137V198H138ZM180 197V196H179ZM219 197V196H218ZM217 197V198H218ZM221 197V196H220ZM237 197V196H236ZM238 197H240V195H238ZM237 197V198H238ZM253 197V196H252ZM151 198V197H150ZM160 198V197H159ZM162 198V197H161ZM216 198V199H217ZM254 198V197H253ZM173 199V198H172ZM215 199V197H213V200ZM216 199H215V203L217 202L216 201ZM252 199V198H251ZM212 200V201H213ZM189 201V200H188ZM204 202V201H203ZM206 202V201H205ZM218 202H219V200H218ZM217 202V203H218ZM136 203H137V201H136ZM177 203V202H176ZM189 203H190V201H189ZM211 203V202H210ZM214 203V204H215ZM217 203H216V205H217ZM230 203H231V201H230ZM246 203H248V202H246ZM256 203V202H255ZM212 204V203H211ZM211 204H205L204 206H207V208H208V205H211ZM213 204V205H214ZM174 205V204H173ZM215 205V206H216ZM219 205H220V207H219ZM218 205V207H219V209L221 208V203ZM184 206V205H183ZM237 206V205H236ZM201 207V206H200ZM223 207V206H222ZM176 208V207H175ZM188 208V207H187ZM194 208H195V205H194ZM217 208V207H216ZM215 208V209H216ZM184 209V208H183ZM214 208H210V210H213ZM189 210V209H188ZM198 210V208L196 209V211ZM207 210V209H206ZM210 210L208 211L209 213H210ZM217 210V209H216ZM187 211V210H186ZM201 211V210H200ZM223 211H225V210H223ZM179 212V211H178ZM192 212V211H191ZM212 212V211H211ZM245 212V211H244ZM187 213V212H186ZM197 213V212H196ZM200 213V212H199ZM199 213H197V215L199 214ZM249 213V212H248ZM206 214V213H205ZM231 214H233V213H231ZM236 214V213H235ZM14 215V214H13ZM12 215V216H13ZM180 215H182L181 213H180ZM195 215V214H194ZM202 215L203 214H201V216L198 218L199 220H198V222H197V224H198V226L200 225V226H202L201 224L203 223V221H205V219H203V217H202ZM176 216V215H175ZM230 216V215H229ZM234 216V215H233ZM236 216V215H235ZM240 216H241V214H240ZM187 217V216H186ZM197 217V216H196ZM254 217H256V216H254ZM13 218H14V216H13ZM225 218V217H224ZM257 218V217H256ZM8 219H9V217H8ZM12 219V218H11ZM11 219H10V221H11ZM187 219V218H186ZM191 219H193V217L191 218ZM194 219H196V218H194ZM238 219H240V218H238ZM252 219V218H251ZM260 219V218H259ZM262 219V218H261ZM7 220V219H6ZM12 220H14V219H12ZM124 220H126V219H124ZM123 220V221H124ZM128 220V219H127ZM130 220V219H129ZM219 220V219H218ZM225 220V219H224ZM263 220V219H262ZM10 221H7L8 223L10 222ZM194 221V220H193ZM193 221H191V222H193ZM220 221V220H219ZM252 221V220H251ZM13 222V221H12ZM185 222V221H184ZM188 222V221H187ZM206 222H207V220H206ZM211 222V221H210ZM235 222V221H234ZM124 223H125V221H124ZM127 223V222H126ZM125 223V226L126 227H128L129 225H128V223L126 224ZM189 223V222H188ZM187 223V224H188ZM195 223V222H194ZM239 223V224H238ZM238 223L236 224V227L239 229V228H241V229H243V231L241 232V235L240 236H237V237H235L236 238V240H238V241H240V242H242V244L245 242V241H248V242H250V247L249 248H247L246 250H244V252H245V254H246V256L247 255H252V256H257V255H259L260 256V254L263 252V249H264V247H263V245L262 244H260V245H258V247H257V245H256V243H257V241H259L258 239H260V238H258V236H257V234H256V231H252L251 230V225L249 224L250 223V221L248 220V219H246L245 217H243L242 219H240V221H238ZM6 223H4L3 225H5ZM210 224V223H209ZM225 224V223H224ZM194 225V224H193ZM239 225V226H238ZM124 226V225H123ZM123 227L125 230H126V227ZM132 225H130V227H131ZM207 226V225H206ZM203 227V226H202ZM201 227V228H202ZM214 227H215V225H214ZM219 227H223L222 225H218V227L215 229V231H216V233H221V234H225V238H229L230 239V237H229V234H231V232H229V233H227V231H225V229H227V226H225V228L223 229V228H219ZM122 228V229H123ZM185 228H187V227H185ZM193 228H195V226H193ZM262 228V227H261ZM263 228H264V226H263ZM123 229V230H124ZM131 229V228H130ZM188 229V228H187ZM190 229V228H189ZM199 229V228H198ZM208 228H206V231H208L207 230ZM209 229H210V227H209ZM127 230H129V228L127 229ZM191 230V229H190ZM194 230V229H193ZM228 230V229H227ZM254 230V229H253ZM262 231H263V229H261ZM134 231V230H133ZM189 231V230H188ZM195 231V230H194ZM199 231V230H198ZM204 231H205V229H204ZM206 231H205V233H206ZM228 231H230V230H228ZM128 232V231H127ZM201 232V231H200ZM122 234H123V232H121ZM129 233H132V231L131 232H129ZM128 233V234H129ZM190 233H192L196 238H198V239H201L202 240V238L204 237V239L203 240H205V242H206V239H207V237H210V235H212V234H210L209 232H208V234H210V235H203V234H201V233H199V232H197V231H195V232H190ZM213 233H215L214 231H213ZM114 234V236H115V233H113ZM119 234V233H118ZM259 234V233H258ZM263 234H264V232H263ZM216 235L217 234H215V235H213L214 237H216ZM120 235H118V237H119ZM123 236H125V234L123 235ZM129 236V235H128ZM127 236V237H128ZM132 236V235H131ZM130 236V237H131ZM203 236V237H202ZM222 236H220V238H221ZM112 238H115V237H112ZM206 238V239H205ZM211 238V237H210ZM209 238V239H210ZM209 239H207L208 240V242L209 241H211V240H209ZM263 239V238H262ZM261 239V240H262ZM116 240V239H115ZM132 240H134V239H131L130 241L132 242ZM212 240H213V238H212ZM215 240V239H214ZM228 240V239H227ZM226 240V241H227ZM236 240H233V241H236ZM114 241V240H113ZM200 241V240H199ZM264 240H262V242H263ZM129 242V241H128ZM261 242V243H262ZM247 243V242H246ZM125 244V243H124ZM123 244V245H124ZM233 245H234V242L232 243ZM120 245V242H119V244H118V246ZM241 245V244H240ZM244 245V244H243ZM236 246H237V244H236ZM122 247V246H121ZM124 248H125V246H123ZM233 247V246H232ZM244 247H245V245H244ZM248 247V246H247ZM240 247L238 246V249H239ZM131 249V248H130ZM234 248H232V250H233ZM237 249V250H238ZM240 251V250H239ZM238 251V252H239ZM235 252V250H233L232 251V253H234ZM123 253V252H122ZM127 253H128V251H127ZM126 253V254H127ZM130 253V252H129ZM128 253V254H129ZM236 253V252H235ZM239 254V253H238ZM244 254V253H243ZM242 254V255H243ZM245 256V257H246ZM243 257H244V255H243ZM236 258H238L237 257V254H236V256H235V259ZM239 259H240V257H239ZM260 259H263V258H261L260 257ZM245 260V259H244ZM253 260H255V259H253ZM235 261V260H234ZM238 262H239V260H237ZM242 260H240V262H241ZM261 261V260H260ZM263 261V260H262ZM237 262V263H238ZM236 263V264H237ZM242 264H244L243 263V261L241 262ZM257 263V262H256ZM255 263V264H256ZM262 263H264V261L263 262H261V264ZM240 264V263H239Z\"/></svg>",
	"mask_w": 264,
	"mask_h": 264
}]
</instances>
